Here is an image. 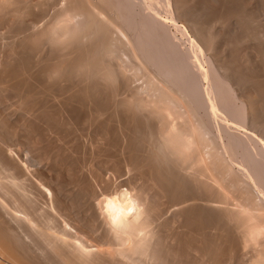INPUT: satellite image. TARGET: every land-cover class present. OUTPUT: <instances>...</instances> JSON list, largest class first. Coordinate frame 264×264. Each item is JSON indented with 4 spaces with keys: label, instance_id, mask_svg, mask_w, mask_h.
Returning <instances> with one entry per match:
<instances>
[{
    "label": "rangeland",
    "instance_id": "374dc122",
    "mask_svg": "<svg viewBox=\"0 0 264 264\" xmlns=\"http://www.w3.org/2000/svg\"><path fill=\"white\" fill-rule=\"evenodd\" d=\"M2 1V2H1ZM5 0H0V136H2V137H0L1 139H2V142L3 141H5V142H3V143H5L3 146L2 145H0V146H2V148H4V147H6V144H7V147L9 148L10 147V149H8L9 151H11L10 153H12V151L14 152V150H15V156L18 158V159H16V157L14 156V158L13 157H11V158H13L14 159V161H15V159H16V162H15V164L13 165L14 167H15V165H16V163H18L19 164V166H17L16 168H17V170L19 171H17V174L18 173H23V175L26 173L27 175H25L24 177H22L21 178V174H19V178L20 179H23V180H25V182L22 180H20L21 182H23V184L25 183V185H26V182L28 181V183H27V185L28 184H30V185H26L25 187L28 189V191H27V194L29 195H31L32 193H28V192H30L31 190H32V188H33V190H32V192H33V196H32V198L31 199H33V202H34V199H35V197L38 195V194H40L41 195V197H40V195H38V197L39 198H37L36 200H35V202L38 200L39 202H41L42 200H44V201H46L47 200V202H45V203H47V206L44 204V201H42L41 203H39V205H45V206H43L44 208L42 209H40V207H42V205L41 206H39V209H38V211L39 212H41V211H43V212H46L45 210H47V211H50V209L49 208H47L48 207V205L52 202V200H53V204H52V206H51V204H50V208H52L53 207V209L56 211V212H58L57 210H59V208L60 207H62V208H60V212H59V214L61 213V215H59L58 213V215L55 213V211L54 210H52L51 209V211L54 213L53 215H55V216H53L54 218L56 217V219H57V221H56V219H54L53 218V220L55 221H53V224L54 223H56L57 225L60 223V224H64V222L65 223H67L68 221H70V224H72L71 223V221L73 222V220H75L73 223H75V224H72V225H78L79 226V222H80V224L82 223L81 221H85V222H83L82 224H84V225H81V226H83V229H85V231H87V229H88V231L87 232H89L90 230H91V232H93V235H95V238L96 239H98V237H100L101 235H103V232L105 231L104 229H105V227L106 226H108L109 228L113 225V226H115V228H117V229H115V228H113L114 230H119V229H121L120 227H121V219L119 220V222H118V225H115V224H117V223H115V222H112L111 221V223H113V224H111V223H107V225H103V221L102 220H106L107 219V213L105 214V213H103L102 212V209H101V207H99L98 206V204H100V203H98V202H102L101 204H103V202H105L106 201V199L107 200H109V199H112L113 197H116L117 195H118V193L119 194H121V193H123V194H121V195H129V193L131 194V195H134V196H137L138 198H140L139 200H140V202L142 201V204H147L151 209H152V212H150V214L149 215H146L145 217H147L146 219V226H147V230L148 229H150V228H152V229H150V230H152L153 231V233L154 234H151L152 233V231H148V234H145L147 231H145L144 232V237H143V242H145V243H143L144 244V247H145V249L143 248V245L141 246L142 247V250H144V251H141L140 252V250L138 249V248H141L140 246L137 248V250L136 251H138V253H136V256H137V254H138V256L137 257H139L140 259H138V260H140L141 262H142V260H143V262L144 263H142V264H150V263H152V264H252V263H257V264H264V261H262V262H260L262 259L261 258H259L260 257V255H261V257H263L264 256V243H262V240L261 239H263L264 240V233L263 234H261V236L258 238H256V236L257 235H255V237H254V235H253V238H252V234H251V231H249L250 230V227L251 226H253V224H256V226L259 224V221H253V219H250L249 218V216L251 217V215L252 216H254V214L256 213V215L255 216H257V217H259L261 214H263V217H264V199H262V198H264V196L263 195H261V192H260V190L258 189V188H255V187H253L252 185V179H251V177H250V174L246 171V170H244L243 169V167L240 165L241 163H242V156H243V152H242V150H240V151H238V156H237V154H236V156H233L232 158H231V151H230V148H229V146H228V144H226V143H228V140H229V136H234L235 138H237V139H241L242 140V138H243V136L245 137V139H246V137H247V139L249 140V142H248V145H252L253 143L255 144V142L254 141H252L251 140V143H250V139L248 138V136H249V134H251V133H253V132H255L257 135H259V137L261 138V139H263L264 140V133H263V131H264V18H262V17H264V0H167V1H165V0H121L122 2H120V0H74V3H75V5H76V7L78 8H76L77 9V11L80 13V11H82V9L84 8V7H86L87 5H89L88 7L90 8V4L92 3L93 5H95L96 7H98V9L102 6V8L104 7L105 8V10L106 11H103V9H99V10H102V14H103V16H102V14L100 15V19H98L97 20V22L94 24V26L93 25H89L88 27H87V25H86V29H84L85 27H79L80 25H81V23H82V21L84 22L85 21V24H86V22H87V20H84V17H85V15L83 14L82 15V12H81V14H78V12H77V15L80 17L81 15V17L76 21V26L77 27H79L78 29H76L75 28V25H66V29L64 30V33H65V35H66V32H68V34L70 33V36H71V40H69V41H67V39H65L66 40V42H65V44L64 43H62V42H60V41H58V42H56L57 40L55 39V40H52L51 39V41L54 43V42H56V43H54V44H52V43H50L51 41L48 39V37L49 36H47L48 34V29H50L52 26L51 25H53L54 24V22L56 21V20H58L59 18L58 17H60V15H62L64 12H63V9H64V7H65V5H66V0H14V2L17 4V2H19L18 3V5H19V8L17 7V8H6L5 7V2H4ZM33 1V2H32ZM75 1H77V2H75ZM84 1V2H83ZM89 1V2H88ZM103 1V2H102ZM113 1V2H112ZM134 3H133V2ZM136 1H137V3H136ZM152 1H156L155 3H153ZM157 1H158V3H157ZM178 1H180V2H178ZM22 2V3H21ZM43 2V3H42ZM108 2H110L109 4H108ZM126 2H127V4L129 5V6H131L130 7V10L129 11H127L128 13H129V15L126 13V11H125V9H126V7H125V5H127L126 4ZM163 3V4H160V3ZM168 3V5H167V3ZM204 2V3H203ZM36 3H37V5H36ZM41 4V5H39V4ZM65 3V4H64ZM95 3V4H94ZM114 3H122L121 4V6H120V4L119 5H116V4H114ZM182 3V4H181ZM239 3V4H238ZM245 3V4H244ZM2 4L4 5V6H2ZM20 4H21V6H20ZM30 4V5H29ZM79 4V5H78ZM85 4H87L86 6H85ZM91 4V7H94L95 8V6H93ZM96 4H98V5H96ZM111 4V5H110ZM134 4V6H132ZM156 4V5H155ZM186 4V5H185ZM253 4V5H252ZM35 5V6H34ZM44 5V6H43ZM63 5V6H62ZM124 5V6H123ZM161 5V6H160ZM166 5V6H165ZM188 5V6H187ZM235 5V6H234ZM41 6V7H40ZM112 6V7H111ZM118 6V7H117ZM157 6H158V8H157ZM163 6V7H162ZM170 8H169V7ZM185 6V7H184ZM199 6V7H198ZM229 6V7H228ZM243 6V7H242ZM2 7V8H1ZM50 7V8H49ZM83 7V8H82ZM88 7H86V8H88ZM117 7V8H116ZM121 7V8H120ZM123 7V8H122ZM133 7H135V9L133 8ZM179 7V8H178ZM221 7V8H220ZM224 7H226V8H224ZM254 7V8H253ZM263 7V8H262ZM27 8V9H26ZM43 8H44V10H43ZM49 8V9H48ZM63 8V9H62ZM82 8V9H81ZM196 8V9H195ZM204 8V9H203ZM235 8H237V9H235ZM245 8V9H244ZM261 8V9H260ZM2 9V10H1ZM4 9V10H3ZM24 9H25V11H24ZM32 9V10H31ZM52 9V10H51ZM56 9V10H55ZM153 9V10H152ZM176 9H178V10H176ZM232 9H233V11H232ZM239 9V10H238ZM254 9V10H253ZM10 10V11H9ZM41 10H43V11H41ZM61 10V11H60ZM116 10V11H115ZM119 10V12H121L120 14H119V12H117ZM125 12V13H123V11ZM126 10H128V8L126 9ZM157 10V12H155V11ZM166 10V11H165ZM168 10V11H167ZM170 10V11H169ZM186 10V11H185ZM219 10V11H218ZM242 10V11H241ZM246 12H245V11ZM5 11V12H4ZM22 11V12H21ZM56 11H58V13L56 12ZM130 11H131V13H130ZM134 11V12H133ZM141 11V12H140ZM146 11V12H145ZM188 11V12H187ZM217 11V12H216ZM231 11V12H230ZM240 11H241V13H240ZM4 12V13H3ZM8 12V13H7ZM61 12H63V13H61ZM105 12V13H104ZM148 12H150V14H152V15H150V17L149 16H147L149 13ZM171 14H170V13ZM173 12V13H172ZM228 12V13H227ZM243 12V13H242ZM259 12V13H258ZM2 13L4 14V16L2 15ZM7 13V14H6ZM15 13V14H14ZM35 13V14H34ZM57 13V14H56ZM107 13H108V15H107ZM136 13H138L139 14V16H138V14H136ZM167 13H169V14H167ZM189 13V14H188ZM214 13V14H213ZM7 16H6V15ZM22 14V15H21ZM122 14V15H121ZM126 14V15H125ZM172 14H173V16H172ZM219 14V15H218ZM226 14H227V16H226ZM243 14H244V16H243ZM261 14V15H260ZM2 15V16H1ZM154 15V16H153ZM175 15V16H174ZM240 15H242V16H240ZM247 15V16H246ZM254 15V16H253ZM13 16V17H12ZM21 16V17H20ZM32 16V17H31ZM57 16V17H56ZM84 16V17H83ZM108 16V17H107ZM118 18H117V17ZM120 16V17H119ZM126 16H127V19H126ZM156 16V17H155ZM170 16H171V19H170ZM187 16V17H186ZM221 16V17H220ZM17 17V18H16ZM48 18V19H46V18ZM106 17V18H105ZM123 17V18H122ZM128 17H131V18H134L133 20H135L134 21V23H135V26L133 27L132 25H129V24H127V20H129L128 19ZM138 17V18H137ZM154 17H155V20L156 21H154L156 24L155 25H157L156 27L158 28V26L160 27V29L162 30H164V32H166V34H167V36L169 37L168 38V40L171 38V44H172V42H173V44L174 45H176L174 48L178 51V53L180 52V49H181V51L182 52H180V54L182 55V53L184 52V51H186V52H184L183 54H187L188 55V57H190V58H192V57H194V56H197L196 58L194 57L193 58V62L195 61V60H198L197 62L195 61V63H197L196 65H198V67L196 66V65H193V69H195V68H197V69H195V71L192 69V67L189 69V73L190 72H195L194 74H198L199 72L201 73V75L199 76V74H198V76L199 77H201L202 76V73H204V72H209L210 71V74H212L211 76L212 77H219L220 76V81H222V85H224L223 86V88L224 87H226V88H224V91H228L227 92V94L229 95V96H231V98L233 99L232 100V102H234V101H237V102H234V103H232L233 104V106L234 105H236V107H233L235 110H237L242 116H241V118L242 119H240V117H235L232 121H231V117L232 116H230V113L229 114H227V113H225L226 111H224L225 109H223L222 110V112H224L223 114L222 113H219L218 114V112H220V110L218 111L217 109H215V107H213V104H212V106L210 107L209 105H207L206 107H207V109H206V111L207 112H204L205 111V108H201L200 107V109H199V107H197L196 105H193L194 106V108L193 107H191V104H189L188 103V101H189V98L188 99H184V98H187L186 96V93H182V92H180L179 91V89H177L176 90V87L177 86H175V85H173V84H171L170 82H169V80H167L166 79V75L164 76V73L160 70V72H162V73H160L159 74V71H158V69L157 68H154L155 67V65H153V62L152 61H150V59L149 60H147L148 59V57H147V52H145V51H141V50H143L141 47H140V45H138L139 44V41H138V39H135V38H137L136 37V35H138V31L139 30H137L138 29V27L137 26H139V23L141 24L146 18L150 21V19L151 20H154ZM192 17V18H191ZM249 17V18H248ZM20 18V19H19ZM23 18V19H22ZM51 18V19H50ZM83 18V19H82ZM103 18H105L106 19V21H105V19H104V21H103ZM116 18H117V20H116ZM174 18H175V20L177 21L178 20V22H176L177 24L176 25H174L175 24V21L173 22V20H174ZM222 18V19H221ZM237 18H238V20H237ZM246 18V19H245ZM44 19V20H43ZM86 19V18H85ZM101 19H102V22H101ZM114 19V20H113ZM122 21H121V20ZM141 19V20H140ZM143 19V20H142ZM173 19V20H172ZM227 19V20H226ZM237 21H236V20ZM252 19V20H251ZM1 20H2V22H1ZM26 20V21H25ZM108 20H109V22H108ZM116 21V23L115 22H113V21ZM124 20V21H123ZM125 20H126V22H125ZM229 20V21H228ZM253 20H254V22H253ZM24 21V22H23ZM39 21H40V23H39ZM53 23H52V22ZM80 21H81V23H80ZM194 23H193V22ZM211 21L212 22H214V23H211ZM258 21H259V23H258ZM37 22V23H36ZM52 24H51V23ZM100 22V23H99ZM104 22V23H103ZM120 24H119V23ZM188 22V23H187ZM29 23V24H28ZM39 23V24H38ZM51 24V25H48V24ZM211 23V24H210ZM223 23H225V24H223ZM248 23H249V25H248ZM253 23V24H252ZM5 24H6V26H5ZM13 24V25H12ZM21 24H23V25H21ZM32 24V25H31ZM45 24V25H44ZM47 24V25H46ZM84 24V25H85ZM99 24V25H98ZM106 24V25H105ZM111 24H112V26H111ZM118 24V25H117ZM125 24V25H124ZM129 26V27H133L132 29L131 28H129V31H127L128 29L126 28L127 27V25ZM136 24H137V26H136ZM189 24V25H188ZM193 24V25H192ZM217 24V25H216ZM219 24V25H218ZM230 24V25H229ZM246 24V25H245ZM263 24V25H262ZM25 25V26H24ZM102 25V26H101ZM108 25V26H107ZM113 25H115V27L113 26ZM179 26V25H181V28H178V27H176V26ZM225 25V26H224ZM229 26V28H228V26ZM239 25V26H238ZM252 25H253V28L254 29H252ZM260 25V26H259ZM19 26V27H18ZM27 26H29V27H27ZM35 26V29L34 28H32V27H34ZM38 26V27H37ZM41 26V27H40ZM46 26V27H45ZM104 26H106L105 27V29H104ZM110 26V27H109ZM120 26H123L122 28L120 27ZM224 26V27H223ZM227 26V27H226ZM231 26V27H230ZM238 26V27H237ZM17 27V28H16ZM67 27H68V29H67ZM94 27V28H93ZM99 28L98 30L99 31H97V30H95V28ZM101 27V28H100ZM109 29H108V28ZM112 27V33L113 34H111V30H110V28ZM137 27V28H136ZM162 27V28H161ZM185 27V28H184ZM193 27V28H192ZM200 27V28H199ZM222 27V28H221ZM226 27V28H225ZM243 27V28H242ZM261 27V28H260ZM15 28V29H14ZM19 28V29H18ZM27 28V29H26ZM76 30H75V29ZM81 28H83V29H81ZM90 28V29H89ZM91 28H93V29H91ZM107 28V29H106ZM178 28V29H177ZM215 28H216V30H215ZM240 28V29H239ZM245 28V29H244ZM258 28V29H257ZM6 29V30H5ZM11 29V30H10ZM13 29V30H12ZM22 29V30H21ZM32 29H34L33 30V32H32ZM73 29L75 30V31H77V30H79L80 31V29H81V31H80V33H79V31H77L78 32V35H79V37H78V35H77V33L74 31V35L72 34V32H69V31H73ZM114 29H116V31L114 30ZM118 29H120V30H118ZM124 29V30H123ZM127 29V30H126ZM159 29V30H160ZM181 29V30H180ZM185 29H187V31L185 32V31H183V30H185ZM195 29H196V32H195ZM205 29V30H204ZM221 29V30H220ZM243 29V30H242ZM250 29V30H249ZM29 30V31H28ZM37 31L36 33L34 32V31ZM67 30H69V31H67ZM83 30H85V31H83ZM87 30V31H86ZM93 30V31H92ZM95 30V31H94ZM102 30H106L105 32V34L103 33V31ZM109 30H110V33H109ZM166 30V31H165ZM223 30V31H222ZM253 30V31H252ZM259 30V31H258ZM10 31V32H9ZM15 31V32H14ZM19 31V33H17ZM22 31V32H21ZM44 31H47L45 34H44ZM50 31V30H49ZM89 31V32H88ZM97 31V32H96ZM100 31L102 32V33H100ZM108 31V32H107ZM124 31V32H123ZM213 33H212V32ZM6 32H7V34H6ZM12 32V33H11ZM21 32V33H20ZM38 32H43V34L41 33V35L40 34H38ZM81 32H83L84 33V35L81 33ZM86 32H88L87 34H86ZM94 32V33H93ZM126 32H127V34H126ZM168 32V33H167ZM206 32V33H205ZM239 32H240V34H239ZM253 32V33H252ZM256 34H255V33ZM24 33H27L26 35L24 34ZM28 33H30V34H28ZM92 34V35H89V34ZM98 33V34H97ZM108 33H109V37H108ZM135 33V34H134ZM201 33V34H200ZM208 33V34H207ZM210 33V34H209ZM216 33H218V34H216ZM224 33V34H223ZM249 33V34H248ZM250 33H251V35H250ZM4 34V35H3ZM11 34V35H10ZM47 34V35H46ZM74 36V37H72V35ZM101 34V35H100ZM117 34V35H116ZM123 34V35H122ZM165 34V35H166ZM169 34H171V35H169ZM197 34V35H196ZM203 34V35H202ZM223 34V35H222ZM253 34V35H252ZM15 37H14V36ZM18 35H19V37H18ZM38 35H39V37H38ZM81 35V36H80ZM83 35V36H82ZM97 36V38H96V36ZM202 35V36H201ZM209 35V37H207ZM210 35H211V37H210ZM220 37H219V36ZM229 35V36H228ZM234 37H233V36ZM242 35L244 36V37H242ZM20 36H21V38H20ZM22 36H24V38L22 37ZM34 36V37H33ZM67 36V37H66ZM66 36H63V37H60V39L62 38V40H63V38H68V35H66ZM77 36V37H76ZM104 36V37H103ZM126 36V37H125ZM135 36V37H134ZM166 36V37H167ZM174 36V37H173ZM190 36V37H189ZM224 36H226V37H224ZM239 36H240V38H239ZM250 36V37H249ZM14 37V38H13ZM29 37V38H28ZM94 37V38H93ZM105 37L107 38L106 39V41H107V43H106V41L104 40L105 39ZM113 37H116V38H113ZM125 37V38H124ZM203 37V38H202ZM206 37V38H205ZM223 37V38H222ZM230 37H232V39L230 38ZM263 37V38H262ZM2 38V39H1ZM31 38V39H30ZM38 39L39 38V40L37 41L36 39ZM50 38V37H49ZM73 38V39H72ZM74 38L76 39H78V41H76V40H74ZM80 38V39H79ZM87 40H86V39ZM93 38V40L96 42V43H94V41L92 42V39ZM100 38L102 39V43L104 42V43H106V44H108V46L105 44L104 45V43H103V45H101L102 43H99L101 40H100ZM110 38V39H109ZM119 38V39H118ZM123 38V39H122ZM172 38H174V39H172ZM175 38H177L176 40H175ZM208 38V39H207ZM228 38H230V39H228ZM9 39V40H8ZM12 39V40H11ZM15 39H16V41H15ZM25 39V40H24ZM35 39V40H34ZM46 39H47V41L49 42H47V44L46 43H44V42H46ZM88 39H89V41H88ZM194 39V40H193ZM214 41H213V40ZM221 41H220V40ZM224 39H225V41H224ZM253 39V40H252ZM260 39V40H259ZM18 40L20 41V42H18ZM31 40H34V41H31ZM44 40V41H43ZM59 40V39H58ZM75 41V44L76 45H73L74 44V41ZM82 40V41H81ZM88 42V43H86V41ZM100 40V41H99ZM110 40V42H108ZM119 40V41H118ZM123 40V41H122ZM125 40V41H124ZM131 40V41H130ZM138 41V44L136 43V42H134V41ZM208 42H207V41ZM216 40H218V41H216ZM251 40V41H250ZM24 41V42H23ZM27 41H28V43H27ZM36 41V42H35ZM41 41V42H40ZM70 41H72L73 43H71ZM85 41V43L83 44V42ZM99 41V42H98ZM220 41V42H219ZM257 41H258V43H257ZM60 42V43H59ZM64 42V41H63ZM67 42H69V45H68V43ZM76 42H78L79 44L77 45V43ZM90 42H92L91 44H90ZM112 42V43H111ZM118 43V45H117V43ZM131 42H133V43H131ZM169 42H170V40H169ZM195 42V43H197V45L198 46H200V47H195V44H194V47H193V43ZM206 42V43H205ZM240 42V43H239ZM39 43H41L40 45H39ZM43 43V44H42ZM57 43H58V46H57ZM62 43V44H61ZM67 43V44H66ZM82 43V44H81ZM97 43H99L98 45H97ZM110 43H111V45L113 44L114 46V48H115V46H116V48L117 49H119V50H117V49H114L113 47H111L110 46V48H108L109 47V45H110ZM116 43V44H115ZM121 43L123 44V48H122V45H121ZM131 43V44H130ZM136 43V44H135ZM190 43H192V44H190ZM213 43V44H212ZM215 43V44H214ZM231 43V44H230ZM236 43V44H235ZM261 43V44H260ZM5 44H6V46H5ZM85 44H86V46H85ZM126 44H128V46L126 45ZM179 44V45H178ZM207 44V45H206ZM212 44V45H211ZM263 44V45H262ZM31 45V46H30ZM54 45V46H53ZM66 45H68L69 47H71V46H73V47H71L70 49H69V47L68 46H66ZM83 45V46H82ZM121 45V46H120ZM135 45V46H134ZM136 45H138L139 47H140V50H139V48H135V47H138V46H136ZM227 45H229V46H227ZM261 45V46H260ZM16 46V47H15ZM38 46H40V47H38ZM66 46V47H65ZM74 46H78L77 48H75ZM80 46V47H79ZM90 46V47H89ZM95 46V47H94ZM100 48H99V47ZM101 46H103V47H101ZM105 46H107V47H105ZM130 46V47H129ZM134 46V47H133ZM179 47V49H177L178 47ZM235 46V47H234ZM263 46V47H262ZM19 47H20V49H19ZM32 49H31V48ZM38 47V48H37ZM61 47V48H60ZM98 47V48H97ZM105 47V48H104ZM120 47V48H119ZM189 47L191 48L190 50H189ZM193 47V48H192ZM214 47V48H213ZM42 48V49H41ZM93 48V49H92ZM101 48H102V50L103 51H101ZM107 48V49H106ZM131 48V50H129L128 51V49H130ZM182 48L184 49V50H182ZM195 48V49H194ZM196 48H201L200 50L203 52V53H200V50L199 49H196ZM208 48V49H207ZM212 48L214 49V50H212ZM232 48V49H231ZM260 49V51H259V49ZM5 49V50H4ZM7 49V50H6ZM9 49V50H8ZM41 49V50H40ZM55 49V50H54ZM83 49V50H82ZM100 49V50H99ZM113 49V50H112ZM125 51H123V50ZM127 49V50H126ZM236 49V50H235ZM25 50H26V52H25ZM33 50V51H32ZM35 50H36V52H35ZM38 50H40L39 52H38ZM50 50H52L53 52H51L50 53ZM63 50V51H62ZM66 52H65V51ZM79 50H81V51H79ZM92 50V51H91ZM97 50V51H96ZM104 50H105V52L107 53H105L104 52ZM120 50H122V52L120 51ZM135 50V51H134ZM191 50H192V52H191ZM196 50H199V52L198 51H196ZM229 50V51H228ZM232 50V51H231ZM263 50V51H262ZM55 51V52H54ZM96 51V52H95ZM108 51V52H107ZM113 51V52H112ZM115 51V52H114ZM128 51V52H127ZM138 51V52H137ZM188 51H190L189 52V54H188ZM215 51V52H214ZM5 52V53H4ZM21 52V53H20ZM76 52V53H75ZM86 52V53H85ZM109 52H111V54H109ZM127 52V53H126ZM130 52H132V54L130 53ZM133 52H134V54H133ZM137 52V53H136ZM140 52H142V53H140ZM144 52H145V55H144ZM199 54H197V53ZM212 52V53H211ZM32 53V54H31ZM41 53L42 54H44V55H41ZM49 53V54H48ZM66 53H68V54H70V55H66ZM98 53V54H97ZM100 53H103V54H101L100 55ZM190 53L193 55V56H191L190 55ZM194 53H196V55L194 54ZM31 54V55H30ZM40 54V55H39ZM52 54V55H51ZM55 54H56V56H55ZM75 54H77V55H75ZM117 55L118 54V56L117 57H115L114 58V56L113 55ZM119 54L121 55V56H119ZM124 54V55H123ZM127 54V55H126ZM130 54H131V56L133 57V60H132V57L130 56ZM138 54L140 55L139 57H140V59H139V57H138ZM262 54V55H261ZM52 57H51V56ZM54 55V56H53ZM57 55H58V57H57ZM60 55H64V56H60ZM99 57H98V56ZM102 55H106L105 57H103ZM110 55V56H109ZM142 55V56H141ZM144 55V56H143ZM187 55H183V57H187ZM190 55V56H189ZM246 55V56H245ZM7 58H6V57ZM40 56V57H39ZM51 57L52 58V61H51V58H49V57ZM85 56V57H84ZM100 56H102V57H100ZM123 56V57H122ZM129 56V57H128ZM136 56V57H135ZM146 56V58H144ZM198 56H199V59H197L198 58ZM204 56V57H203ZM222 58H221V57ZM2 57V58H1ZM20 57V58H19ZM23 57V58H22ZM37 57V58H36ZM48 57V58H47ZM54 57V58H53ZM63 57V58H62ZM68 57V58H67ZM73 57H75V58H73ZM79 57V58H78ZM81 57V58H80ZM83 57V58H82ZM106 57H107V59L108 60H110V61H108L107 59H106ZM112 57L114 58V59H112ZM119 57L121 58V59H119ZM203 57V58H202ZM232 57V58H231ZM11 58V59H10ZM25 58V59H24ZM38 58H40V60L38 59ZM42 58V59H41ZM57 58V59H56ZM61 58V59H60ZM78 58V59H77ZM128 58V59H127ZM135 58L137 59V60H135ZM142 58V59H141ZM211 59L210 60V63H208V61H207V59ZM227 58V59H226ZM239 58V59H238ZM263 58V59H262ZM21 59V60H20ZM24 59V60H23ZM38 61H37V60ZM75 59V60H74ZM80 59V60H79ZM98 59V60H97ZM105 59V60H104ZM119 59V60H118ZM145 59V60H144ZM214 59V60H213ZM229 59V60H228ZM17 60V61H16ZM61 61V62H58V61ZM64 60H66L65 62H64ZM69 60V61H68ZM79 60V61H78ZM83 60V61H82ZM116 60V61H115ZM121 60V61H120ZM134 60L136 61V62H134ZM139 60H140V62H141V64H143V65H141L140 64V62H139ZM258 60V61H257ZM260 60V61H259ZM263 60V61H262ZM26 61V62H25ZM37 61V62H36ZM47 61H48V63H47ZM50 61H51V64H50ZM54 61V62H53ZM56 61V62H55ZM70 63H68V62ZM88 61V62H87ZM92 61V62H91ZM99 61V62H98ZM102 61H104L103 63H102ZM130 61V62H129ZM132 61V62H131ZM144 61H146V62H144ZM204 61V62H203ZM225 61V62H224ZM229 61V62H228ZM21 62V63H20ZM41 62H42V65H41ZM44 62V63H43ZM63 62V63H62ZM73 62V63H72ZM76 62V63H75ZM78 62V63H77ZM80 62V63H79ZM89 62H90V64H89ZM96 62V63H98V64H96L95 63V66H94V63ZM111 62V63H110ZM120 62H121V64H120ZM149 62H151V63H149ZM213 62V63H212ZM235 62V63H234ZM261 62V63H260ZM56 63V65L54 66V64ZM59 63V64H58ZM64 64L65 65V68L63 67V65H61V64ZM85 65H84V64ZM108 63V64H107ZM139 65H138V64ZM146 63V64H145ZM229 63H230V66H228L229 65ZM6 64V65H5ZM30 64V65H29ZM37 64V65H36ZM46 64V65H45ZM49 64V65H48ZM80 64V65H79ZM91 64H92V66H91ZM103 65V67L102 66H100V65ZM117 64H118V66L120 67H118L117 66ZM148 64H150L149 66H148ZM209 64V65H208ZM212 64V65H211ZM19 65V66H18ZM21 65V66H20ZM44 65V66H43ZM53 65V66H52ZM58 65V66H57ZM74 67H73V66ZM86 65H88V66H86ZM105 65V66H104ZM138 65V66H137ZM215 67H214V66ZM10 66H11V68H10ZM49 66V67H48ZM69 66V67H68ZM107 66L109 67L110 66V68H107ZM139 66H141V69H140V67ZM144 67V71L142 70L143 69V67ZM147 66V67H146ZM153 66V67H152ZM194 66H195V68H194ZM212 66V67H211ZM225 66V67H224ZM254 66V67H253ZM1 67H3L4 68V70H3V68H1ZM5 67H7V68H5ZM23 67V68H22ZM39 67V68H38ZM53 67H55V69H57V67H59V69L61 68V69H64V74L62 73V76H57V77H54L53 75H52V71H53ZM94 67V68H93ZM100 67H102V68H100ZM116 67V70L114 69ZM118 67V68H117ZM219 67V68H218ZM222 67V68H221ZM19 68V69H18ZM31 68V69H30ZM35 70H34V69ZM47 68V69H46ZM66 68H68L69 69V72H68V69H66ZM71 68H73V69H71ZM87 68H89V69H86ZM91 68V69H90ZM103 68H104V71H103ZM122 68H125V69H122ZM132 68L135 70V68H136V71L134 72V70H132ZM150 68V69H149ZM201 68V69H200ZM216 69V71L215 70H212V69ZM232 68V69H231ZM17 69V70H16ZM51 69V70H50ZM75 69V70H74ZM80 69V71H82L81 73H80V71H78ZM95 69V71H93V72H95V73H93L92 72V70H94ZM97 69V70H96ZM106 69H108V71L106 70ZM112 69H113V71H112ZM119 69H121V70H119ZM128 69V70H127ZM139 69H140V71H139ZM202 70V71H200V70ZM236 69V70H235ZM6 70V71H5ZM12 70V71H11ZM21 70V71H20ZM32 70V71H31ZM67 70V71H66ZM73 70V71H72ZM84 70V71H83ZM86 70V71H85ZM89 70H91V71H89ZM112 72H114V73H112ZM122 70H123V72H122ZM133 72H132V71ZM151 70L154 72V74H153V72H151ZM157 70V71H156ZM199 70V71H198ZM8 71V72H7ZM14 71H16V72H14ZM18 71V72H17ZM31 71V72H30ZM41 71V72H40ZM43 71H44V73H43ZM46 71H48V72H46ZM67 73H66V72ZM72 71V72H71ZM76 71V72H75ZM116 71V72H115ZM119 71H121L122 73H120ZM129 71H131V72H129ZM204 71V72H203ZM212 71H213V73H214V75H213V73H212ZM37 72V73H36ZM75 72V73H74ZM87 72V73H86ZM88 72H90V73H88ZM98 72V73H97ZM106 72H109V73H106ZM145 72V73H144ZM223 72H225V73H223ZM3 75H2V74ZM16 75H15V74ZM24 73V74H23ZM47 73H49V74H47ZM65 73H66V75H65ZM71 75H70V74ZM74 75H73V74ZM92 73V74H91ZM99 73H100V75H99ZM102 73V74H101ZM104 73V74H103ZM124 73V74H123ZM127 73V74H126ZM136 75L137 73V77L134 75V74ZM141 73V74H140ZM220 73V74H219ZM27 74V75H26ZM34 74V75H33ZM36 74V75H35ZM40 74V75H39ZM41 74H42V76H41ZM79 74H80V76H79ZM107 74H112V77L111 76H109V75H107ZM130 76H129V75ZM142 75L144 78H146V79H144L142 76H140V75ZM153 74V75H152ZM158 74V75H157ZM191 75H193L192 73H190ZM228 74V75H227ZM238 74V75H237ZM252 74V75H251ZM6 75V76H5ZM13 75V76H12ZM23 75V76H22ZM52 76V77H50L51 79H48V77L49 76ZM97 75H98V77H97ZM116 76V78H114L115 76ZM122 77H120V76ZM161 75V76H160ZM162 75H163V78H162ZM217 75V76H216ZM240 75V76H239ZM33 76V77H32ZM46 76V77H45ZM91 76V77H90ZM94 76V77H93ZM97 78H96V77ZM125 76V77H124ZM133 76V77H132ZM135 76V77H134ZM138 76H139V78H138ZM146 76V77H145ZM151 76V77H150ZM153 76V77H152ZM157 76V77H156ZM194 76V75H193ZM223 78H222V77ZM5 77V78H4ZM10 77V78H9ZM68 79H67V78ZM74 77V78H73ZM88 77V78H87ZM100 77V78H99ZM110 78V81L112 80V82H109V78ZM195 77H197V76H195ZM2 78H3V80H2ZM7 78V79H6ZM25 78V79H24ZM30 78H31V80H30ZM80 80H78V79ZM82 78V79H81ZM90 78H93V79H91L90 80ZM95 78H96V80H95ZM106 78V79H105ZM150 78H153L154 80H152L154 83L153 84H151L152 83V81H151V83L149 82L150 81ZM161 80H160V79ZM202 78V77H201ZM210 77H208V79L207 78H205V80L203 79L202 80V82H204V83H202L201 82V84L200 85H202L201 87H202V92L204 91V93H206V91L207 92H209V91H211V90H215L213 87H214V85H215V83H214V85L213 84H211V83H213V82H215L214 81V79H212V78H210V79H212L211 81H210V79H209ZM242 78H244V79H242ZM252 78V79H251ZM259 78V79H258ZM262 78V79H261ZM15 79V80H14ZM35 79V80H34ZM86 79V80H85ZM103 79V80H102ZM114 79H115V81L116 82H114ZM125 79V80H124ZM138 79V80H137ZM221 79H223V80H221ZM226 79H228V80H226ZM7 80H9V81H7ZM14 80V81H13ZM17 80V81H16ZM21 80V81H20ZM38 80V81H37ZM47 80V81H46ZM49 80V81H48ZM50 80H52V81H50ZM84 80V81H83ZM88 80V81H87ZM89 80H90V83H89ZM105 80H107V81H105ZM117 80H119L118 82H117ZM134 80V81H133ZM147 82L148 80V82L146 83L145 81ZM167 80V81H166ZM238 80V81H237ZM260 80V81H259ZM13 81V82H12ZM56 81V82H55ZM57 81H58V84H57ZM65 81V82H64ZM73 83H75V84H73ZM93 81V82H92ZM102 81V82H101ZM166 81V82H165ZM42 82V83H41ZM46 82V83H45ZM52 82V83H51ZM85 82H87L86 83V86L85 85H82V84H85ZM95 82V83H94ZM98 82H99V84H98ZM109 82V83H108ZM165 82V83H164ZM224 82H225V84H224ZM228 82V83H227ZM258 82V83H257ZM4 83H7L6 85L4 84ZM18 83V84H17ZM36 85H34V84ZM67 83V84H66ZM77 83H79L78 85H77ZM112 83V84H111ZM129 83V84H128ZM131 83V84H130ZM134 83V84H133ZM147 85H146V84ZM157 83H158V85H157ZM227 83V84H226ZM230 83V84H229ZM232 83V84H231ZM9 84V85H8ZM25 84V85H24ZM31 84H32V86H31ZM42 84H43V86H42ZM62 84V85H61ZM101 84V85H100ZM105 84V85H104ZM107 84V85H106ZM109 84V85H108ZM117 84V85H116ZM149 84V85H148ZM157 86H156V85ZM168 84H169V86H168ZM256 84V85H255ZM17 85V86H16ZM53 85H54V87H53ZM58 85H60V86H58ZM68 85V86H67ZM80 85V87H77V86H79ZM82 85V86H81ZM88 85V86H87ZM92 85V86H91ZM96 85V86H95ZM98 85H100V86H98ZM103 85V86H102ZM112 85V86H111ZM114 85V86H113ZM125 85H126V87H125ZM131 85V86H130ZM160 85V86H159ZM213 85V86H212ZM8 86H10V87H8ZM14 86V87H13ZM51 86V87H50ZM117 86V88H115ZM123 86V87H122ZM147 86V87H146ZM150 86H151V88H153V93H154V96H153V93H151V90H149V89H151L150 88ZM153 86H155V87H153ZM170 86H171V90L169 89L170 88ZM174 86V87H173ZM229 86H231V87H229ZM237 86V87H236ZM38 87V88H37ZM45 89H44V88ZM60 87V88H59ZM71 88V90L69 89V88ZM75 87V88H74ZM82 87V88H81ZM88 87V88H87ZM92 87V88H91ZM96 87V89H94ZM106 89H105V88ZM108 87V88H107ZM129 87H131V88H129ZM161 89H160V88ZM174 89H173V88ZM204 87V88H203ZM207 87V88H206ZM208 87L209 88H211V90H209L208 91ZM227 87H229V88H227ZM245 87V88H244ZM36 88V89H35ZM62 88H63V90H62ZM90 88V89H89ZM100 88V89H99ZM113 88H115V89H113ZM157 88H159V90L157 89ZM178 88V87H177ZM243 88V89H242ZM4 89V90H3ZM6 89V90H5ZM49 89V90H48ZM60 89V90H59ZM87 89V90H86ZM109 89H111V90H109ZM120 89V90H119ZM122 89V90H121ZM146 89V90H145ZM154 89H156L157 90V92H156V90H154ZM162 89H166L165 91H166V93H169L170 92V95H173V96H175L176 97V100H180V102L178 103V108H176V112H180L181 111V113L180 114H178L177 115V113H172L173 115L175 114L176 115V117L178 118H175V116H173L172 114H168L169 115V117L166 115L165 117H164V115L165 114H167L168 113V111H169V113H171V110L172 109H168V108H172L173 107V100L172 99H174L175 97H172V99H170L169 97V94H165V92L162 90ZM169 89V92H167V90ZM201 89V88H200ZM207 89V90H206ZM226 89V90H225ZM232 89V90H231ZM258 89V90H257ZM10 90V91H9ZM17 90V91H16ZM38 90H39V93H38ZM73 90H74V92H73ZM81 90V91H80ZM83 90V91H82ZM91 90H92V92H91ZM94 90H95V92H94ZM107 90H108V92H107ZM118 90V91H117ZM148 90H149V92H148ZM217 90V89H216ZM248 90V91H247ZM263 90V91H262ZM2 91V92H1ZM7 93H6V92ZM49 91H51V92H49ZM53 91V92H52ZM72 91V92H71ZM100 91V92H99ZM102 91V92H101ZM136 91V92H135ZM143 91V92H142ZM155 91V92H154ZM160 91H162V93L164 94V96L166 95H168V101H166V99H167V97L166 98H164V96H163V99H161L162 101H160L159 99L161 98V95L159 94L160 93ZM173 91V92H172ZM181 91H183V90H181ZM23 92V93H22ZM62 92V93H61ZM76 92V93H75ZM90 92V93H89ZM119 92V93H118ZM126 92V93H125ZM179 94H178V93ZM212 92V91H211ZM211 92H209L208 94H210V99H209V102H210V100H211V98L212 97H214V96H212V94H211ZM214 92H216L215 94H217V91H214ZM214 92H212L213 93V95H214ZM235 92V93H234ZM243 92V93H242ZM21 93V94H20ZM26 93V94H25ZM100 93V94H99ZM105 93V94H104ZM121 93H123V94H121ZM129 93V94H128ZM138 93V94H137ZM141 93V94H140ZM143 93V94H142ZM145 93V94H144ZM150 94V95H148V94ZM159 95H158V94ZM259 93H260V95H259ZM9 94V95H8ZM20 94V95H19ZM31 94H34V95H32L31 96ZM42 94V95H41ZM56 94V95H55ZM63 94V95H62ZM69 94V95H68ZM71 94V95H70ZM99 94V95H98ZM103 94V95H102ZM132 94V95H131ZM219 94V93H218ZM216 95L217 97H214L213 99H212V101L213 100H215V101H213L212 103H214V106H219L220 108H221V106L219 105L220 103H219V101H218V96L219 95ZM236 94V95H235ZM258 94V95H257ZM262 94V95H261ZM21 95H22V97H21ZM39 96V97H37V96ZM44 95V96H43ZM126 95H130L129 96V99H128V96H126ZM144 95V96H143ZM158 97H157V96ZM182 95V96H181ZM241 95V96H240ZM4 96V97H3ZM8 96V98L6 99V97ZM13 96V97H12ZM51 96V97H50ZM54 96L56 97V99L57 100H55V98H54ZM74 96V97H73ZM113 96H114V98H113ZM117 96V97H116ZM124 96V97H123ZM137 97L136 99H135V97ZM146 96H148V97H146ZM233 96V97H232ZM248 96V100L246 99V97ZM58 97V98H57ZM96 97V98H95ZM118 99H116V98ZM130 97H132V99H130ZM151 97H153L154 99H151ZM207 97H208V95H207ZM262 97V98H261ZM19 98V99H18ZM24 98H26V99H24ZM29 98V99H28ZM69 98V99H68ZM93 98H95V100L93 99ZM128 99V100H130L129 102H128V100H126V99ZM143 98V99H142ZM159 98V99H158ZM88 99V100H87ZM99 99V100H98ZM121 99H123V100H121ZM125 99V100H124ZM150 101H149V100ZM157 101H156V100ZM241 99H243V100H241ZM247 100V102H246V100ZM254 99V100H253ZM48 100H50L51 102H49ZM104 100V101H103ZM132 100V101H131ZM135 100V101H134ZM146 100V101H145ZM154 100V101H153ZM217 100V101H216ZM260 100V101H259ZM11 101V102H10ZM25 101V102H24ZM43 101V102H42ZM47 101H48V103H47ZM56 101V102H55ZM78 101H80L79 103H78ZM83 101V102H82ZM87 101V102H86ZM91 101V102H90ZM109 101V102H108ZM112 101H115L114 103L112 102ZM121 101H122V103H121ZM127 101V102H126ZM167 103H166V102ZM170 101H172L173 103H171ZM188 103H186V102ZM249 101V102H248ZM15 102V103H14ZM90 102V103H89ZM133 102V103H132ZM136 102H138V103H136ZM147 102V103H146ZM151 102V103H150ZM156 102V103H155ZM162 102V103H161ZM168 102H170V105H172V107L168 104ZM208 102V101H207ZM218 102V103H217ZM35 103V104H34ZM52 105H51V104ZM82 105H81V104ZM86 103V104H85ZM100 103V104H99ZM126 103L127 104V107L126 106H124V104ZM131 105H130V104ZM135 103H136V105L138 106H136L135 107ZM139 103H141V109H143V110H141V109H138V108H140L139 107ZM162 104V106H160L161 104ZM165 103V104H164ZM190 103H191V101H190ZM215 103H216V105H215ZM242 103V104H241ZM244 103V104H243ZM7 104H8V106H7ZM21 104V105H20ZM65 104V105H64ZM73 104V105H72ZM91 104V105H90ZM94 104V105H93ZM125 104V105H126ZM149 104H152V105H149ZM157 104V105H156ZM168 104V105H167ZM207 104H209V103H207ZM210 104H211V102H210ZM249 104V105H248ZM259 104V105H258ZM11 105V106H10ZM22 105H24V106H22ZM29 105V106H28ZM32 105H34V106H32ZM51 105V106H50ZM98 107H97V106ZM105 105H107L106 107H104ZM128 105H129V107H128ZM145 105V106H144ZM153 105H155V107H152ZM166 105V106H165ZM180 105H182V106H180ZM190 105V106H189ZM15 106H16V108H15ZM18 106H19V108H18ZM21 106H22V109H21ZM37 106V107H36ZM65 106H66V108H65ZM78 106V107H77ZM84 106V107H83ZM90 106V107H89ZM117 106H118V108H117ZM120 106V107H119ZM131 106V107H130ZM169 106V107H168ZM208 106L211 108H208ZM240 106H242L241 108H240ZM54 107V108H53ZM56 107V108H55ZM60 107V108H59ZM73 107V108H72ZM82 107H83V109H82ZM87 107H88V109H87ZM100 107V108H99ZM110 107V108H109ZM133 107H134V109H133ZM149 107V108H148ZM151 107V108H150ZM160 107V108H159ZM163 107H165L164 109L165 110H163L162 108ZM246 107V108H245ZM253 107V108H252ZM263 107V108H262ZM10 108V109H9ZM14 108V109H13ZM34 108V109H33ZM97 108V109H96ZM113 108V109H112ZM117 108V109H116ZM130 108V109H129ZM135 108H137V110H135ZM198 108V109H197ZM212 108H213V111H212ZM238 108V109H237ZM24 109V110H23ZM125 109V110H124ZM128 111H127V110ZM132 109V110H131ZM144 109H147V110H149V111H147L146 112V110H144ZM157 109V110H156ZM182 109V110H181ZM194 110L193 111V114H194V116L192 115V110ZM196 109V110H195ZM202 109H204V110H202ZM222 109V108H221ZM246 109V110H245ZM7 110V111H6ZM12 110V111H11ZM22 110V111H21ZM48 110V111H47ZM55 110V111H54ZM57 110V111H56ZM74 110V111H73ZM80 110V111H79ZM82 110V111H81ZM87 110V111H86ZM95 110V111H94ZM104 110V111H103ZM115 110V111H114ZM130 110V111H129ZM135 110V111H134ZM162 110H163V113H162ZM168 110V111H167ZM174 110V111H173ZM172 110V112H175V107H174V109ZM198 110V111H197ZM208 110H209V114L211 113V111H212V114H211V116H214L213 115V112H214V114L217 116V114L218 115H220L221 114V116H218V117H212V118H214V119H212V121L210 122V126L211 127H215V129H214V131H213V129L212 128H210V129H212V135L213 136H210L211 135V130L208 132V133H206V135H208V136H206L205 135V139L206 140H208V143H207V145L209 144V146L208 147H204V146H206L205 145V142H204V145H203V147L205 148V152L207 151V152H209L210 151V153H211V155H207V156H204V155H206V153H204L203 151H204V149H203V147L201 146V145H198L197 147H196V149H193V150H197V152H195V153H197V154H195L194 153V151H193V155L191 154V153H189V154H191L190 156L192 157V160H194V161H192L190 158V156H189V161H188V157H187V155H180L179 154V156H178V159L175 161L176 163L178 162V160H180L181 158H183V160L181 159V161H179V162H182L181 164H179V162L177 163V165L174 163V165L175 166H173L172 167V165H173V162H171V160L173 159V158H175L176 159V154L175 155H172V156H174V157H172V158H170L171 160H169V157L166 155V153L165 152H161V148H159L160 146H161V144H162V142H160V144H159V141L157 142V140H160L161 141V136H160V131H161V129L159 130V127L160 126H162L161 128H162V131H161V135H162V132H163V134H165L164 133V131H163V129L165 128V126L168 124V127H166L167 129L166 130H168V128L170 129L171 127H177L178 128V126H176V124H178V125H182V127L181 126H179L180 128H184L183 126H186L185 127V129L188 127V126H190L191 127V129H193V128H197V127H194L195 125L196 126H198L199 127V125H200V121L201 120H203V118H204V120H207V117L206 116H209V114L207 115L206 113H208ZM211 110V111H210ZM214 110H216V111H214ZM243 110L244 111H246V112H243ZM261 110V111H260ZM19 113V115H18V113ZM20 111V112H19ZM103 111V112H102ZM121 111V112H120ZM124 111H126V113L124 114L123 112ZM138 111H139V114L141 113V115H137L136 114V112L138 113ZM151 111H152V113H151ZM156 111H158V112H156ZM197 111V112H196ZM218 111V112H217ZM257 111V112H256ZM7 112V113H6ZM36 112V113H35ZM42 112V113H41ZM107 112V113H106ZM109 112V113H108ZM119 112V113H118ZM128 112H130V114L128 113ZM155 112V113H154ZM162 113V115H161V113ZM164 112H167V113H164ZM186 112V113H185ZM200 112V113H199ZM216 112H217V114H216ZM227 112H229V111H227ZM254 112V113H253ZM41 113V114H40ZM47 115H46V114ZM51 113V114H50ZM66 113V114H65ZM102 113V114H101ZM114 113V114H113ZM144 113V114H143ZM145 113H146V115H145ZM185 114V116H184V114ZM196 113V114H195ZM3 114V115H2ZM26 114V115H25ZM36 114V115H35ZM39 114V115H38ZM70 114V115H69ZM100 114V115H99ZM135 114V115H134ZM152 114H154L153 116H151ZM182 114V115H181ZM248 114L250 115V116H248ZM25 117H24V116ZM37 115H38V117H37ZM73 115V116H72ZM87 115V116H86ZM92 115V116H91ZM110 115V116H109ZM131 115H133V116H131ZM182 117V116H184V118L182 117V118H179L180 116ZM197 115V116H196ZM203 115V116H202ZM223 115V116H222ZM232 115V114H231ZM245 115V116H244ZM36 116V117H35ZM97 116V117H96ZM101 116V117H100ZM123 116V117H122ZM126 116V117H125ZM144 116V117H143ZM162 116L164 117V118H166V119H168L169 120V122H170V120L172 119V121H171V123L173 122V123H175L174 125L175 126H172L173 125V123L172 124H170V123H167L168 122V120H164V118H162ZM198 116H199V118H198ZM211 116H209V120H210V117ZM228 116V117H227ZM30 117V118H29ZM86 117H87V119H86ZM94 117V118H93ZM100 117V118H99ZM106 117H108V118H106ZM129 119H128V118ZM131 117H132V119H131ZM137 117V118H136ZM142 117H143V119H142ZM152 117V118H151ZM160 117H161V119H160ZM170 117H172V118H170ZM174 117V118H173ZM188 117V118H187ZM206 117V118H205ZM246 117V118H245ZM252 117V118H251ZM23 118V119H22ZM56 118V119H55ZM117 118V119H116ZM120 118H121V120H120ZM136 118V119H135ZM139 118V119H138ZM160 119V120H157V119ZM187 118V119H186ZM200 118H201V120H200ZM219 118V119H218ZM226 118H227V120H226ZM245 118V119H244ZM2 119H3V122H2ZM40 119V120H39ZM51 119V120H50ZM66 119V120H65ZM108 119H109V121H108ZM142 119V120H141ZM174 119V120H173ZM175 119H177V120H175ZM186 119V120H185ZM195 119H197L198 120V122H197V120H195ZM229 119V120H228ZM240 121H238V120ZM256 119V120H255ZM7 121L6 123H5V121ZM13 120H15L14 122H13ZM37 120V121H36ZM62 120V121H61ZM87 120V121H86ZM105 120V121H104ZM146 120V121H145ZM147 120H148V122H147ZM151 120H152V122H154V123H152L151 122ZM165 122H164V121ZM181 120V121H180ZM215 120V121H214ZM26 121V122H25ZM32 121V122H31ZM40 121V122H39ZM111 121V122H110ZM137 121H138V123H137ZM159 121V122H158ZM161 121V122H160ZM167 121V122H166ZM176 121H177V123H176ZM183 121H186L187 122V125H186V122H184V123H180V122H183ZM234 121V122H233ZM236 121V122H235ZM241 121H243L242 122V124H244L245 125V122H246V127L245 126H243L242 124H241ZM255 121V122H254ZM1 122H2V124H4V126H2V124H1ZM23 122V123H22ZM50 122H51V124H50ZM114 122V123H113ZM151 122V123H150ZM167 123V124H162V123ZM188 122H191L192 123V125L189 123L188 124ZM196 122V123H195ZM213 122V123H212ZM221 122V123H220ZM234 123V124H232L233 125V127L231 126V123ZM249 122V123H248ZM9 123V124H8ZM31 123V124H30ZM95 123V124H94ZM106 123V124H105ZM127 123V124H126ZM132 123V124H131ZM134 123H136L135 125H134ZM225 123V124H224ZM240 123V124H239ZM17 124V125H16ZM41 124V125H40ZM54 124V125H53ZM64 124V125H63ZM91 124V125H90ZM109 124V125H108ZM126 124V125H125ZM150 124V125H149ZM195 124V125H194ZM198 124V125H197ZM212 124V125H211ZM220 124V125H219ZM224 124V125H223ZM13 127H12V126ZM38 125H40V126H38ZM95 125V126H94ZM133 125V126H132ZM217 125V126H216ZM222 125V126H221ZM230 125V126H229ZM257 125V126H256ZM6 126H8V127H6ZM62 126V127H61ZM66 126V127H65ZM69 126V127H68ZM86 126V127H85ZM131 126V127H130ZM136 126V127H135ZM193 126V127H192ZM220 128H219V127ZM241 126H243V127H241ZM20 127H23V128H20ZM55 127H57L56 129H55ZM96 127V128H95ZM144 127V128H143ZM158 127V128H157ZM189 127V128H190ZM221 127H222V129H221ZM225 128V130H224V128ZM234 127H235V129H234ZM6 128V129H5ZM13 128V129H12ZM14 128H16L15 130H14ZM142 128V129H141ZM154 128H157L159 131V133L157 132V130L155 129V131H154V129H153V131H152V129ZM4 129V130H3ZM18 129V130H17ZM75 129V130H74ZM87 129V130H86ZM91 129V130H90ZM128 129V130H127ZM135 129V130H134ZM141 129V130H140ZM227 129V130H226ZM238 129H239V132H238ZM260 129V130H259ZM5 130H7V132L5 131ZM20 130V131H19ZM31 132H30V131ZM39 132H38V131ZM41 130V131H40ZM82 130V131H81ZM113 130V131H112ZM147 130V131H146ZM152 131V132H150L151 134H153V136L154 137H152V135L151 134H149V132L148 131ZM187 130L189 131V129L187 128ZM194 130V129H193ZM253 130V131H252ZM13 131H16V132H13ZM19 131V132H18ZM86 131V132H85ZM137 131H138V133H137ZM143 131V132H142ZM191 131V130H190ZM222 131V132H221ZM233 131V133H231ZM11 132V133H10ZM116 132V133H115ZM128 132V133H127ZM153 132H155V133H153ZM156 132H157V134H156ZM168 132V131H167ZM166 132V133H167ZM226 132H227V134H226ZM228 132H230V134L228 133ZM251 132V133H250ZM259 132H261V133H259ZM3 133H4V135H3ZM8 133V134H7ZM20 133V134H19ZM24 133V134H23ZM41 133V134H40ZM43 133V134H42ZM87 133H89V134H87ZM121 133V134H120ZM135 133V134H134ZM210 133V134H209ZM216 135H214V134ZM222 133V134H221ZM239 133V134H238ZM246 133V134H245ZM247 133H249V134H247ZM9 135V136H7V135ZM29 134H31V135H29ZM33 134V135H32ZM58 134V135H57ZM144 134L147 136H145L144 137ZM150 135V136H148V135ZM225 134V135H224ZM229 134V135H228ZM232 134V135H231ZM12 137H11V136ZM17 135V136H16ZM28 135V136H27ZM35 135V136H34ZM36 135H37V137H36ZM95 135V136H94ZM158 137H156V136ZM159 135V136H158ZM218 135H221V136H218ZM243 135V136H242ZM120 136H122V137H120ZM129 136H131L132 138H130ZM165 136V135H164ZM163 136V137H164ZM4 137V138H3ZM9 137H10V139L11 140H9ZM67 137V138H66ZM137 137V138H136ZM148 137H150V138H148ZM152 137V138H151ZM13 138V139H12ZM126 138H127V140H126ZM161 138V139H160ZM224 138H226V139H224ZM0 139V140H1ZM8 139V140H7ZM134 139V140H133ZM136 139H138V140H136ZM144 139H145V141H144ZM147 139H152V140H149V142H150V144H152L153 142V144L152 145H150L149 144V142L147 143L146 141H148ZM155 139H157L156 141H155ZM164 139V138H163ZM163 139H162V141H163ZM228 139V140H227ZM244 138H243V141H244V144L248 141V140H245ZM20 140H21V142H20ZM95 140V141H94ZM129 140H130V142H129ZM205 140V141H206ZM212 140H214V141H212ZM11 141V142H10ZM31 141V142H30ZM62 141V142H61ZM74 141V142H73ZM123 141V142H122ZM132 141V142H131ZM140 141V142H139ZM2 142H0V143H2ZM28 142V143H27ZM158 143V144H156V143ZM214 142H216L215 144H214ZM2 143V144H3ZM12 143L14 144V146L12 145ZM20 143H22L21 145H20ZM103 143V144H102ZM116 143V144H115ZM120 143V144H119ZM136 143V144H135ZM137 143H138V145H137ZM141 143V144H140ZM210 143H211V145H210ZM220 143H222L221 145H217V144H220ZM10 144V145H9ZM25 144V145H24ZM30 144V145H29ZM68 144V145H67ZM72 144V145H71ZM93 144V145H92ZM102 144V145H101ZM110 144V145H109ZM118 144V145H117ZM155 144V145H154ZM225 144H226V146H225ZM257 144H259V142L257 143ZM257 144H255L254 145V147H253V145L252 146H250L251 147V149H250V147H249V149H250V153H252L253 152V156H255V158H257L256 156H258L259 158H258V160L256 159L255 160V162H257V164H259V166H261V168L262 167H264V148H263V143H261V144H259V145H257ZM9 145V146H8ZM17 145V146H16ZM146 145H147V147H146ZM153 145H154V147H153ZM157 145H159V146H157ZM223 145V146H222ZM246 145H247V143H246ZM22 146H24V147H22ZM67 146V147H66ZM111 146V147H110ZM127 146V147H126ZM129 146V147H128ZM142 146H143V148H142ZM150 148H149V147ZM158 147L157 148V150H156V147ZM213 146V147H212ZM216 146H219V147H221V149H217V147ZM255 146L257 147L256 149H255ZM12 147V148H11ZM17 147V148H16ZM31 147V148H30ZM73 147V148H72ZM88 147V148H87ZM92 147V148H91ZM104 147V148H103ZM211 147V148H210ZM262 147V150L260 149ZM1 148V147H0ZM23 148V149H22ZM74 148H75V150H74ZM83 148V149H82ZM117 148V149H116ZM135 148H137V149H135ZM139 148H140V150H139ZM146 148H148V149H146ZM151 148H154L153 149V151L154 150H156V151H154V153L152 152V149ZM208 148H210V150L208 149ZM213 148V153H212V151H211V149ZM215 148V149H214ZM229 149V151L227 152V149ZM7 148H5V150H6ZM13 149V150H12ZM27 149V150H26ZM30 149V150H29ZM144 149V150H143ZM150 149V150H149ZM158 149H161L160 151L158 150ZM25 150V151H24ZM69 150V151H68ZM84 150V151H83ZM255 152H254V151ZM21 151H24V155H20L21 154ZM26 151H28V152H26ZM129 151V152H128ZM149 151V152H148ZM152 153H151V152ZM159 151V152H158ZM163 151V150H162ZM216 151V152H215ZM222 153H221V152ZM263 151V152H262ZM19 152V153H18ZM93 152V153H92ZM100 152V153H99ZM137 153V155H136V153ZM203 152V153H202ZM219 152L221 153V154H219ZM225 152V153H224ZM258 152H260L261 154H259ZM53 153V154H52ZM91 155H90V154ZM127 153V154H126ZM129 153V154H128ZM145 153V154H144ZM150 153V154H149ZM161 153H163V154H161ZM164 153H165V155H164ZM198 153H199V158H198ZM229 153V154H228ZM38 154V155H37ZM93 154V155H92ZM103 154V155H102ZM147 154V155H146ZM155 156H154V155ZM170 153H168V155H169ZM216 154H218L217 155V158H216ZM241 154V155H240ZM257 154V155H256ZM19 155V156H18ZM97 155V156H96ZM136 155V156H135ZM150 155V156H149ZM153 155V156H152ZM159 155V157H163L162 159L161 158H158V161H161V163H162V165L164 164V165H166V163L169 165H171V168L168 166V165H166V166H162L161 165V163L160 162H158V161H156V159L157 158H155V157H157ZM160 155H162V156H160ZM171 155V154H170ZM197 155V156H196ZM226 156V159H225V156ZM13 156V155H12ZM27 156V157H26ZM30 156V157H29ZM48 156H50V157H48ZM89 156V157H88ZM112 156V157H111ZM114 156V157H113ZM124 156V157H123ZM129 156V157H128ZM150 158H149V157ZM151 156L152 157H154L155 159H153V158H151ZM180 156H182V157H180ZM202 156V157H201ZM209 156H211V157H209ZM241 156V157H240ZM29 157V158H28ZM34 157V158H33ZM69 157V158H68ZM138 157V158H137ZM165 157H166V159H165ZM180 157V158H179ZM186 158V162L188 161L189 162V164L188 163H186L185 164V158ZM205 157H206V159H205ZM208 157V158H207ZM214 157V158H213ZM236 159H235V158ZM237 157H238V160H237ZM262 157V158H261ZM31 158V159H30ZM86 158V159H85ZM137 158V159H136ZM141 158V159H140ZM145 158V159H144ZM194 158V159H193ZM196 158H197V160L200 162V164L198 163V161H196ZM211 158V159H210ZM223 158V159H222ZM235 160H237V161H235ZM262 160H261V159ZM13 159H10L9 160V162H8V160H6L7 161V163H6V166L7 167H9L8 166V163H12V161H13ZM25 159V160H24ZM37 159V160H36ZM82 159V160H81ZM84 159V160H83ZM152 159V160H151ZM160 159V160H159ZM208 159H210V161L208 160ZM218 160V161H220V160H222V162L220 161V162H216L215 163V161L216 160ZM224 159H225V161H227V163L226 162H224ZM229 159V160H228ZM240 159V160H239ZM28 160V161H27ZM120 160V161H119ZM125 160V161H124ZM155 161V163L156 162H158V163H154V161ZM168 161V162H163V161ZM215 160V161H214ZM5 160L3 161V162H6ZM11 161V162H10ZM32 161H33V166H31L32 165ZM83 161V162H82ZM129 161V162H128ZM139 161V162H138ZM183 161H184V163H183ZM191 161V162H190ZM203 161H204V163H203ZM235 161V162H234ZM241 161V162H240ZM262 162V165L260 164L261 162ZM23 162V163H22ZM27 162V163H26ZM35 162V163H34ZM149 162V163H148ZM170 162V163H169ZM194 162V163H193ZM196 162V163H195ZM208 162H210L209 163V165H208ZM230 163V165H226V164H229ZM233 162V163H232ZM31 163V164H30ZM39 163V164H38ZM160 163V166L158 165ZM194 164V165H192V164ZM215 163V164H214ZM224 166V164H225V166L223 167V166H221V164ZM22 164H24V165H26V169H24L25 167H21V165ZM30 164V167L28 166ZM34 164H36V165H34ZM44 164V165H43ZM128 164V165H127ZM139 164V165H138ZM153 164H155L154 166H151V165H153ZM191 164V165H190ZM195 164L197 165V166H195ZM202 164L204 165V167L206 168H204L203 169V167H202ZM213 166H212V165ZM220 164V165H219ZM1 165V164H0ZM2 165H5V163H3ZM148 165V166H147ZM149 165H150V167H149ZM179 165V166H178ZM187 165H189L187 168H185L186 170H184V172H182V168H180V166H182L183 168L184 167H186ZM210 165L212 166V167H210ZM214 165H216V166H214ZM232 165L234 166V167H232ZM28 166V167H27ZM127 166V167H126ZM140 166V167H139ZM145 166V167H144ZM156 166V167H155ZM159 168H158V167ZM176 166H178L177 168H176ZM202 167V170H200L201 169V167ZM217 166H219L218 168H221V170L219 169V171H223L222 170V167H223V169H224V171H223V173H222V175H221V172H219L218 170V174H217V172H216V167ZM230 167V169H231V172H229V173H227L226 174V172H228L230 169L229 168H227V167ZM19 167V168H18ZM22 168V170L24 169L25 171H27V172H25L24 170L22 171V170H20L21 168ZM34 169H33V168ZM87 169H86V168ZM145 169H144V168ZM163 167V168H162ZM167 167V168H166ZM192 167H193V169H194V167L195 168H197V167H200V168H197V169H192ZM28 168H31V170L30 169H28ZM40 168V169H39ZM162 168V169H161ZM165 168V169H164ZM174 169V171H173V169ZM213 168H215L214 169V171L212 170ZM226 168V169H225ZM242 168V169H241ZM33 169V170H32ZM82 169V170H81ZM159 169V170H158ZM178 169V170H177ZM179 169H180V171H179ZM191 169V170H190ZM199 169V171H197ZM227 169H229L228 171H227ZM29 170V171H28ZM98 170V171H97ZM107 170V171H106ZM111 170V171H110ZM175 170H177V171H175ZM193 170V171H192ZM195 170H196V172H195ZM206 170V171H209V172H207L208 173V176L205 174V172L204 171ZM225 170H226V172H225ZM21 171V172H20ZM41 171V172H40ZM141 171V172H140ZM156 171V172H155ZM158 171V172H157ZM165 171V172H164ZM169 171H171V173H169ZM202 171V172H201ZM238 171V172H237ZM31 172V173H30ZM36 172V173H35ZM40 172V173H39ZM54 172V173H53ZM110 172V173H109ZM136 172V173H135ZM151 172V173H150ZM162 172H164L165 174H161ZM167 172V173H166ZM196 173V174H193V173ZM199 172H201L202 174H205V175H202L201 173H199ZM216 172V173H215ZM246 172V173H245ZM51 174V175H49V174ZM84 173V174H83ZM113 173V174H112ZM153 173V174H152ZM161 175H160V174ZM173 173V174H172ZM178 173L181 175V173H182V176H178ZM186 173H188V174H186ZM199 173V174H198ZM225 173V174H224ZM231 173V174H230ZM238 173V174H237ZM245 173V174H244ZM249 175H248V174ZM29 174V175H28ZM34 174V175H33ZM37 174V175H36ZM39 174H40V176H39ZM43 174V175H42ZM45 174V175H44ZM56 174V175H55ZM110 174V175H109ZM169 175V177L171 178V177H173V180H172V178H171V181L169 182L168 181V175ZM189 174H192V175H189ZM210 174V175H209ZM215 174H216V176H215ZM228 174H230L231 175V177H230V175L229 176H227ZM235 174V175H234ZM4 175V174H3ZM31 175V176H30ZM41 175L43 176L42 178H41ZM47 175V176H46ZM146 175H147V177H146ZM172 175V176H171ZM178 176V177H176V176ZM188 175V176H187ZM199 177H198V176ZM201 175V176H200ZM225 175H226V177H228V178H226L225 177ZM239 175V176H238ZM6 176V175H5ZM18 176V175H17ZM35 176V177H34ZM141 176V177H140ZM183 176H185V178L183 177ZM191 176V177H190ZM204 176H207V178L208 179H206V177H204ZM210 176V177H209ZM212 176V177H211ZM218 176V177H217ZM220 176V177H219ZM233 176V177H232ZM242 176V177H241ZM29 177V178H28ZM66 177V178H65ZM123 177V178H122ZM131 177V178H130ZM138 177V178H137ZM144 177V178H143ZM168 177V178H167ZM178 178L177 180H175L176 178ZM179 177H180V179H179ZM182 177H183V179H182ZM188 177V178H187ZM194 177L197 179V180H195L194 179ZM203 177V178H202ZM243 177H245V178H243ZM250 177V178H249ZM33 178V179H32ZM41 178V179H40ZM43 178H45V179H43ZM98 178V179H97ZM147 178V179H146ZM161 178V179H160ZM186 178H187V180H186ZM198 178L201 180L200 181V183L199 182H197V181H199L198 180ZM202 178V179H201ZM205 178V179H204ZM221 178V179H220ZM224 178H226V179H224ZM229 178H230V181H229ZM237 180H236V179ZM3 179H5V178H3ZM2 179V181H5V180H3ZM35 179V180H34ZM37 179V180H36ZM40 179V180H39ZM47 179V180H46ZM50 179V180H49ZM88 179V180H87ZM90 179V180H89ZM123 179V180H122ZM134 179V180H133ZM189 179H191L192 181H194L195 180V183H193L191 180H189ZM212 179V180H211ZM215 179V180H214ZM220 179V180H219ZM223 179H224V181H223ZM235 180V181H232V180ZM239 179V180H238ZM240 179H241V181H240ZM251 181H250V180ZM30 180V181H29ZM31 180L33 181H35L38 185L37 186H42L43 184H46V185H49V186H47V188H49V189H51V187L53 186V185H55L54 187L56 188V190H54L55 188H53L52 187V191H54L53 192V194H55V196H49V194H48V192L46 191V189H45V192H43L44 191V188H45V186L46 185H43L44 186V188H43V186L41 187V188H39V187H37L36 186V183L34 182H31ZM49 180V181H48ZM79 180V181H78ZM100 180V181H99ZM119 180V181H118ZM131 180V181H130ZM143 182H142V181ZM155 180V181H154ZM164 180V181H163ZM182 180H184V181H182ZM188 180L190 181L189 183H187L188 182ZM204 180V181H203ZM205 180L207 181V180H211V181H207L206 183L209 185H206V183H205ZM218 180V181H217ZM225 180H226V182L228 181V182H230V184H229V186L231 185L232 186V188H233V190L231 189V186L229 187V186H227L228 184H226V183H224L225 182ZM7 181V180H6ZM98 181V182H97ZM103 181V182H102ZM121 181V182H120ZM141 181V182H140ZM203 181V182H202ZM215 181V182H214ZM233 183H232V182ZM239 181H240V183H239ZM77 182V183H76ZM101 182V183H100ZM108 182V183H107ZM139 182V183H138ZM178 182H181V183H179L178 184ZM184 182V183H183ZM186 182V183H185ZM197 182V183H196ZM209 182H212L211 184L209 183ZM227 182V183H228ZM237 182V183H236ZM244 182L247 184H245L244 185ZM43 183V184H42ZM50 183V184H49ZM103 183V184H102ZM105 183V184H104ZM163 183H164V185H163ZM176 183V184H175ZM182 183H183V186L185 187H183L182 186ZM235 183V185H233ZM242 183V184H241ZM248 183H249V185H251V186H248ZM33 184H34V186H33ZM51 184H53L52 186H51ZM77 184V185H76ZM111 184V185H110ZM117 184V185H116ZM121 184V185H120ZM153 184V185H152ZM160 184H162V186L160 185ZM168 184V185H167ZM172 184H174L173 186H172ZM177 184L180 186V187H183V188H180L179 186H177ZM181 184V185H180ZM187 184H189V185H187ZM190 184H194V185H190ZM199 184H202V186L201 187H199ZM224 184V185H223ZM225 184H226V186H225ZM238 185V188H237V185ZM103 185V186H102ZM120 185V186H119ZM134 185V186H133ZM167 185V186H166ZM169 185L171 186V188H169ZM187 185V186H186ZM196 185H197V187L200 189L199 191H198V188L196 187ZM32 188H31V187ZM95 186V187H94ZM100 186V187H99ZM122 186V188H120ZM194 186V187H193ZM206 186H208V187H206ZM216 186H219V187H216ZM239 186L242 188V191H239L240 189H239ZM244 186V187H243ZM28 187H30V188H28ZM35 187V188H34ZM107 187V188H106ZM129 187V188H128ZM154 187H156V188H154ZM159 187H161V189L159 188ZM164 187V189H162ZM166 187V188H165ZM173 187V188H172ZM177 187H179V189H176ZM186 187H189V188H186ZM225 187H227V188H225ZM246 187V188H245ZM250 187H253L254 188V191H255V193H254V191L251 189L250 190ZM37 188V189H36ZM39 188V189H38ZM42 188H43V191H42ZM107 190H106V189ZM124 188H125V190H124ZM191 188V189H190ZM194 188V189H193ZM195 188H197V190L195 189ZM205 189V191H204V189ZM206 188L208 189V190H206ZM219 188V189H218ZM231 190H230V189ZM237 188V189H236ZM26 189V190H27ZM31 189V190H30ZM38 190V192L36 191V190ZM40 189H41V191H40ZM67 189V190H66ZM83 189V190H82ZM87 189V190H86ZM103 189H105L104 190V192H103ZM111 189V190H110ZM130 189H131V192H128V191H130ZM135 189V190H134ZM167 189H170V190H167ZM185 189V190H184ZM215 189H217V190H215ZM228 189V190H227ZM234 189H235V192H237L238 191V193H233L234 192ZM246 189H249L250 191H248V190H246ZM259 191H258V190ZM30 190V191H29ZM58 190V191H57ZM64 190H66V191H64ZM78 190V191H77ZM80 190V191H79ZM119 190V191H118ZM123 190V191H122ZM128 190V191H127ZM179 190V191H178ZM186 190H188V191H190L193 195H191L190 194V192H187ZM202 190V191H201ZM214 190V191H213ZM237 190V191H236ZM246 190V192L248 191V193H249V195L247 196V194L244 192ZM35 191V192H34ZM75 191V192H74ZM94 193H93V192ZM111 191V193H108V192H110ZM114 191V192H113ZM127 191V192H126ZM171 191V192H170ZM184 191V192H183ZM197 191V192H196ZM219 191V192H218ZM222 191H224V192H222ZM233 191V192H232ZM1 193L0 194H2L3 192L2 191H0ZM41 192V193H40ZM43 192V193H42ZM90 192V193H89ZM103 194H102V193ZM107 192V193H106ZM118 192V193H117ZM124 192H125V194H124ZM146 192V193H145ZM181 194H180V193ZM195 192V193H194ZM210 192H212V193H210ZM215 192V193H214ZM218 192V193H217ZM242 192V194H240ZM244 192V193H243ZM37 195H36V194ZM46 193L48 194V196L46 195ZM95 193H96V195H95ZM117 193V194H116ZM134 193V194H133ZM141 193H143V194H141ZM151 193V194H150ZM166 193V194H165ZM170 193V194H169ZM222 193H224L223 195H222ZM257 193V194H256ZM35 194V195H34ZM43 194H45L44 196H43ZM56 194H58V195H56ZM60 194V195H59ZM93 196H92V195ZM99 194V195H98ZM102 194V195H101ZM109 195V197H108V195ZM115 194V195H114ZM149 194V195H148ZM158 194V195H157ZM165 194V195H164ZM171 194H172V197H171ZM211 194V195H210ZM220 195L219 196V198L217 197V195ZM227 194V195H226ZM238 194V195H237ZM252 196H251V195ZM254 194V195H253ZM260 194V195H259ZM4 195V193L2 194V195H0V197L1 196H3ZM29 195V196H30ZM62 195V196H61ZM67 195H68V197H67ZM71 195V196H70ZM75 195V196H74ZM97 195H98V197H97ZM111 195V196H110ZM121 195H118L117 197H119V196H121ZM179 195H181V198H183L182 196H184V197H187L186 199H188L187 201H189L188 203H187V201L185 202L184 200H180V196ZM226 195V196H225ZM241 195H243L242 196V198L244 197V195L246 196V197H248V198H246V199H242L241 198ZM257 195V196H256ZM6 196V195H5ZM58 196V197H57ZM102 196V197H101ZM113 196V197H112ZM140 196V197H139ZM144 196V197H143ZM146 196H148L147 198H146ZM152 196V197H151ZM158 196V197H157ZM166 196H167V199H166ZM176 196V197H175ZM179 196V197H178ZM194 196H196V198L194 197ZM214 198H213V197ZM223 196V197H222ZM236 196V197H235ZM240 196V197H239ZM250 196L252 197L251 199H250ZM256 197V200L254 199V197ZM262 196V197H261ZM49 197V198H48ZM52 197V198H51ZM55 197L57 198V201L59 200V202H61V203H59V202H57L56 201V203H57V205L58 206H56V203H55V201H54V199H55ZM83 197V198H82ZM92 197V198H91ZM96 197H97V199H96ZM105 197V198H104ZM112 197V198H111ZM163 197V198H162ZM169 197V198H168ZM194 197V198H193ZM225 197V198H224ZM227 197H228V199H227ZM235 197V198H234ZM260 197V198H259ZM6 198H8V197H6ZM5 198V199H6ZM40 198H42V199H40ZM47 198V199H46ZM51 198V199H50ZM82 198V199H81ZM87 198V199H86ZM88 198H90V199H92L94 202H92L90 199H88ZM95 198V199H94ZM258 198V199H257ZM4 199V196H3V198H1V200H3V202L4 203H6L7 204V201H8V199L7 200H5ZM86 199V200H85ZM103 199V200H102ZM146 199H148V200H146ZM149 199H151V200H149ZM173 199V200H172ZM183 199H185V198H183ZM191 199H192V201H191ZM217 199V200H216ZM226 200V201H224V200ZM238 201H237V200ZM252 199H253V201L254 202H256V204H257V202H261V199L263 200L259 205L257 204H254V205H256V207L251 203V202H253L252 201ZM5 200V201H4ZM48 200H50L51 202H48ZM61 200V201H60ZM88 200V202H86ZM90 200V201H89ZM105 200V201H104ZM166 200V201H165ZM168 200V201H167ZM171 202H170V201ZM201 200V201H200ZM213 202H212V201ZM234 202H233V201ZM241 200H243V201H245L246 202V204H247V208L246 207H244V202H241ZM247 200V201H246ZM249 200H250V202H249ZM38 201H37V203H38ZM63 201V202H62ZM148 201V202H147ZM160 201H161V203H160ZM198 201V202H197ZM208 201H209V204H208ZM220 201H222V202H220ZM230 201H232V202H230ZM9 202V205L11 204L12 206L14 205L13 204V202H11V201H8ZM34 202V203H35ZM170 204H169V203ZM191 202H196V203H192V204H190ZM202 202V203H201ZM227 202H230V204L229 203H227ZM237 202V203H236ZM247 202H249V203H247ZM37 203H35V206L37 207L38 206V204ZM55 203V204H54ZM79 203V204H78ZM82 203V204H81ZM89 203H91L92 204V206L91 205H88ZM96 204V206H95V204ZM150 203V204H149ZM180 203V204H179ZM186 203V204H185ZM243 204L242 206L243 207H240L241 205L240 204ZM6 204H4L5 206H8V204L6 205ZM37 204V205H36ZM61 204V206L59 207V205ZM100 204V205H101ZM152 204H153V206H152ZM212 204V205H211ZM234 204V205H233ZM238 206H237V205ZM250 204H251V206H250ZM262 204V205H261ZM72 205V206H71ZM83 205V206H82ZM171 205V206H170ZM184 205V206H183ZM189 205V206H188ZM192 205V206H191ZM207 207H206V206ZM210 205V206H209ZM220 205V206H219ZM229 207H228V206ZM249 205V206H248ZM261 205V206H260ZM54 206H56L55 208H58V209H55L54 208ZM63 206L64 207H66V209H67V211L69 212L68 214H66L67 213V211H66V209L65 208H63ZM88 206H90V208L87 207ZM102 206V205H101ZM155 206V207H154ZM161 206V207H160ZM165 206V207H164ZM172 206H175V207H173L172 208ZM177 206V207H176ZM187 206V207H186ZM214 206V207H213ZM254 206V207H253ZM259 206V207H258ZM263 206V208L261 209L260 207H262ZM14 207V206H13ZM13 207H11V206H9V209L11 208V210H13L12 208ZM93 207H95V208H93ZM154 207V208H153ZM157 207V208H156ZM190 207V208H189ZM205 207V208H204ZM221 207V208H220ZM234 207V208H233ZM237 207V208H236ZM253 207V209L252 210H255L256 208L258 209H261L260 211H263V212H261V214L260 213H258L257 214V212H260V211H258L257 209L255 210V211H252V210H250L251 208ZM7 208V207H6ZM38 208V207H37ZM182 208V209H181ZM228 208H230V209H228ZM237 209V211L235 212V213H231V211H235V210H232V209ZM240 208V209H239ZM255 208V209H254ZM69 209V210H68ZM93 210V212H91V211H89V210ZM100 209H101V211H100ZM156 209V210H155ZM163 209V210H162ZM172 209V210H171ZM178 209V210H177ZM193 209H194V211H193ZM213 209H215V210H213ZM220 209V210H219ZM241 209H243V210H241ZM65 210V211H64ZM89 212H88V211ZM98 210V211H97ZM183 210V211H182ZM240 210V211H239ZM63 211V212H62ZM87 211V212H86ZM97 211V212H96ZM154 211L155 212H158V213H154ZM193 211V212H192ZM248 211H251L250 212V214L251 215H249V213H248ZM52 212H51V215H52ZM71 212H72V214H71ZM74 212V213H73ZM95 212V213H94ZM101 212V213H100ZM211 212H212V214H211ZM226 212V213H225ZM228 212V213H227ZM230 212V213H229ZM238 212H240V213H244V214H240V215H238L237 213ZM96 214L97 213V215H93L92 216V214ZM174 213H175V215H174ZM177 213V214H176ZM189 213V214H188ZM197 213V214H196ZM66 214V215H65ZM69 214H71L72 215V220H70V217L69 216H71V215H69ZM75 216H74V215ZM88 214V215H87ZM100 214H105L104 216L102 215V216H100ZM156 214V216H154ZM158 214H160V215H158ZM201 216H199V215ZM229 214H235L234 216H233V218H235V217H239L240 216V218L238 219V218H236V219H234V221L233 220H231V219H233V218H231V216L232 215H230L229 216ZM249 216H248V215ZM19 215V214H18ZM79 215V216H78ZM91 217H90V216ZM151 215V216H150ZM182 215H183V218H182ZM243 215V216H242ZM259 215V216H258ZM61 216V217H60ZM65 216V217H64ZM73 216L75 217V219L73 218ZM76 216H78V217H76ZM85 216H87V217H85ZM101 218H99V217ZM168 216V217H167ZM175 216V217H174ZM185 216V217H184ZM225 216V217H224ZM241 216L243 217V218H241ZM247 217L246 219V222L247 221H249L248 223L251 225H249L248 223H246V224H248V225H245V227H243V229L245 228L248 232H246V230H244L245 231V233H247L246 235H245V233L243 232V229H241L242 228V226H244L243 225V223H242V219H244L245 217ZM68 217V218H67ZM83 217H84V219H83ZM89 217V218H88ZM96 217H98V219H100L99 221H101V222H99L98 220H96L97 218ZM103 217H104V219H103ZM162 217V218H161ZM166 217H167V219H166ZM215 217V218H214ZM218 217V218H217ZM220 217V218H219ZM222 217V218H221ZM228 217V218H227ZM256 217V218H257ZM59 218H63V220H59ZM65 218H67V220L65 219ZM82 218V219H81ZM96 218V219H95ZM158 218V219H157ZM171 218V219H170ZM252 218V217H251ZM254 218V217H253ZM18 219H19V216H18ZM69 219V220H68ZM90 219V220H89ZM186 219V220H185ZM202 219V220H201ZM203 219H205V220H203ZM224 221H223V220ZM248 219H250L251 220V222H253V224L250 222V220H248ZM264 219V218H263ZM20 220H22L21 218H20ZM20 220L17 222V224H16V222H14L15 224H12L13 226H18V225H24V223H21L20 222ZM66 220V221H65ZM76 220H79V221H76ZM209 220V221H208ZM228 222H227V221ZM237 220V221H236ZM245 220V219H244ZM258 220V219H257ZM60 221V222H59ZM89 221H91V222H89ZM160 221V222H159ZM182 221V222H181ZM200 221H202V223L200 222ZM211 221H213L214 222V224H213V222H211ZM215 221H216V223H215ZM223 221V222H222ZM233 222V224L232 223H230V222ZM23 222V221H22ZM57 222H59V223H57ZM62 222V223H61ZM87 222V223H86ZM93 222V223H92ZM165 222V223H164ZM182 224H181V223ZM195 222V223H194ZM199 224H198V223ZM204 222H205V224H204ZM208 222V223H207ZM224 223V224H222V223ZM236 222H237V224L238 225H236ZM85 223H86V226H85ZM121 223V224H120ZM150 223V224H149ZM152 223V224H151ZM162 223V224H161ZM232 224V225H230V224ZM261 223V222H260ZM55 224V225H56ZM89 224V226L91 227V229L89 228V226H87ZM91 224V225H90ZM96 224V225H95ZM102 224V225H101ZM119 224H120V226H119ZM159 224V225H158ZM181 224V225H180ZM207 224V225H206ZM228 224V225H227ZM245 224V223H244ZM93 225L94 226H96V230H97V233L95 234V231H92L93 230ZM98 225V226H97ZM151 225V226H150ZM152 225H153V227H152ZM212 225V226H211ZM239 225H241V227L239 226ZM262 227H264V224H260ZM25 226V225H24ZM64 226V225H63ZM101 226L103 227V228H101ZM200 226V227H199ZM205 226V227H204ZM214 226H216V227H218V228H216V227H214ZM226 226H230V227H226ZM250 226V227H249ZM23 227V226H22ZM22 227L20 228V226H18V227H14L16 230L17 229H19V231H21V229H22ZM88 227V228H87ZM119 227V228H118ZM148 227H150V228H148ZM170 227V228H169ZM210 227H211V229H210ZM236 227V228H235ZM238 227V228H237ZM26 227H23V229H22V231H21V233L23 232V234H21L20 232H19V234H18V230H17V234L19 235V236H21V238L23 237V235L24 236H26V229H25ZM44 228H48L47 226H44ZM180 228V229H179ZM196 228V229H195ZM213 228V229H212ZM214 228H215V230H214ZM248 228V229H247ZM102 229V230H101ZM157 229V230H156ZM167 229V230H166ZM179 231H178V230ZM189 229V230H188ZM216 229H218V230H216ZM225 229H227V230H225ZM235 229H236V231H235ZM15 230V231H16ZM24 230V231H23ZM26 230V231H25ZM100 230H101V232H100ZM159 230V231H158ZM181 230V231H180ZM210 230V231H209ZM213 230H214V232H213ZM223 231V233H222V231ZM225 230V231H224ZM237 230H239V231H237ZM240 230H241V232H240ZM99 231V232H98ZM173 231V232H172ZM205 231V232H204ZM209 231V232H208ZM217 231V234L215 233ZM221 231V232H220ZM106 232V231H105ZM104 232V233H105ZM210 232H213L212 234L210 233ZM240 232V233H239ZM100 233H102V234H100ZM157 233V234H156ZM161 233V234H160ZM168 233V234H167ZM197 233H198V235H197ZM201 233H206V234H202L201 235ZM248 233H250V234H248ZM159 234V235H158ZM164 234H165V237H164ZM169 234H171V235H169ZM211 234V235H210ZM229 234V235H228ZM243 234V235H242ZM145 235H146V237H145ZM154 235V236H153ZM177 235V237H175ZM209 235V236H208ZM216 237H215V236ZM221 235V236H220ZM239 237H238V236ZM245 235V236H244ZM249 235H250V237L251 238H249ZM31 236H34V235H31ZM104 236V235H103ZM152 237V239H151V237ZM190 236V237H189ZM195 236V237H194ZM200 236V237H199ZM214 236V237H213ZM217 236H218V240H217ZM226 236V237H225ZM259 236V235H258ZM94 237V236H93ZM155 237V238H154ZM170 237V238H169ZM238 237V238H237ZM28 237H26V239H27ZM32 238H34V237H32ZM144 238L146 239V241H144ZM150 240H149V239ZM156 239V240H154V239ZM245 238H247L246 239V243H245V240L244 241H242L243 239H245ZM258 239V240H256V239ZM23 240H25L24 239V237L22 238ZM36 239V238H35ZM35 239H32L31 240V238H29V239H27V240H29V242L27 241V244H30V243H32L31 245H32V247H34V249L33 248H29V249H31V251L33 252H30V253H32L34 256H35V252H36V250H41V251H43V249H46V252H48V250H50V249H48L47 250V248H48V246H46V242L44 243L45 245H43L42 244V247L44 246V248H42L41 249V242H43V241H40L41 239H39V240H35ZM158 239H161V240H158ZM172 239V240H171ZM174 239V240H173ZM194 239V240H193ZM212 239V240H211ZM216 239V240H215ZM30 240L32 241V242H30ZM151 240H153V241H151ZM202 240V241H201ZM206 240V241H205ZM220 240V242H218ZM225 240V241H224ZM255 240V241H254ZM35 241H38V242H40L39 244H40V246L38 245V243H36ZM148 241V242H147ZM154 241L156 242L155 244H154ZM159 241V242H158ZM166 241V242H165ZM185 241H186V243H185ZM25 242V241H24ZM151 242H153V243H151ZM169 242V243H168ZM173 242V243H172ZM178 242H179V244H178ZM199 242V243H198ZM224 242H225V244H224ZM231 242V243H230ZM234 242V243H233ZM241 242H243V244L241 243ZM251 242V243H250ZM259 244V245H261V246H259L257 243ZM36 243V244H35ZM149 243V244H148ZM150 243H151V245H150ZM158 243V244H157ZM215 243V244H214ZM244 243L246 244V245H248V246H246V245H244ZM252 243H253V245H252ZM230 244V245H229ZM241 244V245H240ZM30 245V246H31ZM156 245V246H155ZM206 245V246H205ZM213 245H215V246H213ZM220 245V246H219ZM233 245V246H232ZM29 246V247H30ZM37 246H39V248H37ZM147 246V247H146ZM152 246V247H151ZM205 246V247H204ZM212 246V247H211ZM246 246V247H245ZM249 246H250V248H249ZM47 247V248H46ZM149 247V248H148ZM213 247H214V249H217V250H214L213 249ZM229 247H230V250L232 251H229ZM233 247V248H232ZM236 247V248H235ZM244 247H245V249H244ZM35 248H37V249H35ZM148 248V249H147ZM150 248H152V249H150ZM210 248V249H209ZM34 251H33V250ZM206 249V250H205ZM209 249V250H208ZM221 249V250H220ZM246 249H248V250H246ZM147 250V251H146ZM150 250V251H149ZM154 250H156V251H154ZM163 250V251H162ZM214 252H213V251ZM236 250V251H235ZM238 250H240V251H238ZM41 251H37L38 253L37 254H39L38 256L39 257H41V255H42V257L40 258V260L41 259H45L46 261H48L49 262V260H51L52 258H55V256L53 257L52 255L50 256V254L52 253H50V251L48 252V254H49V256L51 257V259H49L50 257L48 256V254H45L44 255V253H46V252H42L41 253ZM135 251V252H136ZM151 251H154V252H152L151 253ZM160 251V252H159ZM208 251V252H207ZM210 251V252H209ZM227 251V252H226ZM229 251V252H228ZM249 251V252H248ZM134 252V251H133ZM143 252V253H142ZM144 252H148L147 253V255H146V257H147V260H146V257H143V258H145V259H143L141 256H145V254L146 253H144ZM231 252V253H230ZM257 252V253H256ZM143 254V255H140V254ZM151 253V254H150ZM156 253V254H155ZM209 253V254H208ZM214 253V254H213ZM216 253V254H215ZM220 253V254H219ZM245 253H247V254H245ZM37 254H36V256H37ZM135 254V253H134ZM203 254V255H202ZM230 254V255H229ZM251 254V255H250ZM44 255V256H43ZM47 255V256H46ZM140 255V256H139ZM155 255V256H154ZM209 255H211V256H209ZM216 255H217V258H215L216 257ZM248 255V256H247ZM250 255V256H249ZM37 256V257H38ZM46 256V257H45ZM157 256V257H156ZM209 256V257H208ZM215 256V257H214ZM230 256V257H229ZM259 256V257H258ZM45 257V258H44ZM212 257V258H211ZM215 259H214V258ZM49 260H48V259ZM154 258V259H153ZM228 258V259H227ZM232 258V259H231ZM264 258V257H263ZM37 259H39V258H36V260ZM57 259V258H56ZM56 259H52V260H55L56 261ZM148 259H150V260H148ZM214 259V260H213ZM253 259V260H252ZM261 259V260H260ZM39 260V261H40ZM44 260V262L45 263H48V262H46ZM58 260V259H57ZM147 261L146 263H145V261ZM155 260V261H154ZM208 260V261H207ZM221 260V261H220ZM242 260V261H241ZM256 260V261H255ZM38 261V260H37ZM38 261V262H39ZM42 261V260H41ZM148 261H150L149 263H148ZM152 261V262H151ZM173 261V262H172ZM207 261V262H206ZM210 261V262H209ZM255 261V262H254ZM258 261V262H257ZM43 262V261H42ZM41 262V263H42ZM43 262V263H44ZM51 262H53V261H51ZM135 262V261H134ZM141 262H139L140 264H141ZM42 263V264H43ZM44 263V264H45ZM55 263H57V264H60V262H59V260L58 261H56V262H53V264H55ZM138 264V262H135V264ZM49 264H52V263H50L49 262Z\"/></svg>",
    "mask_w": 264,
    "mask_h": 264
},
{
    "label": "bare ground",
    "instance_id": "6f19581e",
    "mask_svg": "<svg viewBox=\"0 0 264 264\" xmlns=\"http://www.w3.org/2000/svg\"><path fill=\"white\" fill-rule=\"evenodd\" d=\"M16 1V0H15ZM23 1V0H22ZM62 1V0H61ZM101 1V0H100ZM117 1V0H116ZM126 1V0H125ZM129 1V0H128ZM135 1V0H134ZM165 1H167V0H165ZM240 1V0H239ZM2 2V1H1ZM5 2V1H4ZM33 2V1H32ZM66 2H67V0H66ZM75 2H77V1H75ZM84 2V1H83ZM89 2V1H88ZM103 2V1H102ZM113 2V1H112ZM120 2H122L121 0H120ZM133 2V1H132ZM153 3H155L154 1H152ZM178 2H180V1H178ZM19 2H17V4H18ZM22 3V2H21ZM43 3V2H42ZM93 3V2H92ZM91 3V4H92ZM110 2H108V4H109ZM123 3V2H122ZM122 3H119L120 4V6H121V4ZM134 3V2H133ZM136 3H137V1H136ZM157 3H158V1H157ZM160 3V2H159ZM167 3V2H166ZM204 3V2H203ZM39 4V3H38ZM65 4V3H64ZM91 4H90V8L88 7L89 5H87V4H85V6L86 7H88V8H86V7H82L81 9H82V11H80V13L78 12V14H81V12H82V15L84 14L85 15V17H84V20H87V22H86V24H85V21L83 22L82 21V23H81V21H80V23H81V25L79 26V27H85L84 29H86L89 25L91 26V25H93L94 26V24L97 22V20L98 19H100L99 17H100V15L102 14L101 12H102V10H99L100 8L101 9H103V11H106L105 10V8L103 7L102 8V6L100 7L98 4H96V5H98L100 8L98 9V7H96L95 5H93V6H95V8L94 7H91ZM95 4V3H94ZM114 4H116V3H114ZM118 3L116 4V5H119ZM126 4H127V2H126ZM129 4V3H128ZM125 5V7H126V9L128 8V10H126L125 9V11H126V13L129 15V13L127 12V11H129L130 10V7L131 6H129V5ZM160 4H163V3H160ZM182 4V3H181ZM239 4V3H238ZM245 4V3H244ZM30 5V4H29ZM36 5H37V3H36ZM39 5H41V4H39ZM79 5V4H78ZM111 5V4H110ZM156 5V4H155ZM167 5H168V3H167ZM186 5V4H185ZM253 5V4H252ZM2 6H4L3 4H2ZM20 6H21V4H20ZM35 6V5H34ZM44 6V5H43ZM63 6V5H62ZM124 6V5H123ZM132 6H134V4L132 5ZM161 6V5H160ZM166 6V5H165ZM188 6V5H187ZM235 6V5H234ZM41 7V6H40ZM112 7V6H111ZM118 7V6H117ZM116 7V8H117ZM163 7V6H162ZM169 7V6H168ZM185 7V6H184ZM199 7V6H198ZM229 7V6H228ZM243 7V6H242ZM2 8V7H1ZM19 8V7H18ZM50 8V7H49ZM48 8V9H49ZM77 8V7H76ZM79 8V7H78ZM77 8V9H78ZM121 8V7H120ZM123 8V7H122ZM132 8V7H131ZM134 9H135V7H133ZM157 8H158V6H157ZM170 8V7H169ZM179 8V7H178ZM221 8V7H220ZM224 8H226V7H224ZM254 8V7H253ZM263 8V7H262ZM27 9V8H26ZM63 9V8H62ZM80 9V8H79ZM196 9V8H195ZM204 9V8H203ZM235 9H237V8H235ZM245 9V8H244ZM261 9V8H260ZM2 10V9H1ZM4 10V9H3ZM32 10V9H31ZM43 10H44V8H43ZM43 10H41V11H43ZM52 10V9H51ZM56 10V9H55ZM153 10V9H152ZM176 10H178V9H176ZM239 10V9H238ZM254 10V9H253ZM10 11V10H9ZM24 11H25V9H24ZM61 11V10H60ZM116 11V10H115ZM123 11V10H122ZM155 11V10H154ZM166 11V10H165ZM168 11V10H167ZM170 11V10H169ZM179 11V10H178ZM186 11V10H185ZM219 11V10H218ZM232 11H233V9H232ZM242 11V10H241ZM241 11H240V13H241ZM245 11V10H244ZM247 11V10H246ZM245 11V12H246ZM5 12V11H4ZM3 12V13H4ZM22 12V11H21ZM57 13H58V11H56ZM63 12H64V9H63ZM63 12H61V13H63ZM117 12H119V10L117 11ZM134 12V11H133ZM141 12V11H140ZM146 12V11H145ZM155 12H157V10L155 11ZM188 12V11H187ZM217 12V11H216ZM231 12V11H230ZM2 13V15L4 16V14ZM8 13V12H7ZM6 13V14H7ZM56 13V14H57ZM105 13V12H104ZM121 12H119V14H120ZM123 13H125L124 11H123ZM130 13H131V11H130ZM149 14L147 15V16H149L150 17V15H152V14H150V12H148ZM170 13V12H169ZM169 13H167V14H169ZM173 13V12H172ZM228 13V12H227ZM243 13V12H242ZM259 13V12H258ZM5 14V15H6ZM15 14V13H14ZM35 14V13H34ZM136 14H138V13H136ZM171 14V13H170ZM189 14V13H188ZM214 14V13H213ZM1 15V16H2ZM22 15V14H21ZM81 15V16H82ZM107 15H108V13H107ZM122 15V14H121ZM126 15V14H125ZM219 15V14H218ZM261 15V14H260ZM7 16V15H6ZM80 16V17H81ZM102 16H103V14H102ZM138 16H139V14H138ZM154 16V15H153ZM172 16H173V14H172ZM175 16V15H174ZM226 16H227V14H226ZM240 16H242V15H240ZM243 16H244V14H243ZM247 16V15H246ZM254 16V15H253ZM13 17V16H12ZM21 17V16H20ZM32 17V16H31ZM57 17V16H56ZM79 17V18H80ZM108 17V16H107ZM117 17V16H116ZM120 17V16H119ZM156 17V16H155ZM155 17H154V20H151L150 19V21L146 18L141 24L139 23V26H137V24H136V26L138 27V29L137 30H139L138 32V35H136V37L137 38H135V39H138V41H139V44H138V41L136 40V41H134V42H136L138 45H140V47L143 49V50H141L142 52L143 51H145V52H147V57H148V59L147 60H149L150 59V61H152L153 62V65H155V67L154 68H157L158 69V71H159V74L160 73H164V76L166 75V79L167 80H169V82L171 83V84H173V85H175V86H177L176 87V90L177 89H179V91L180 92H182V93H186V97L187 98H184L185 100L186 99H188L189 98V101H188V103L189 104H191V107H193L194 108V106L193 105H196L197 107H199V109H200V107L201 108H205L207 105H209L210 107L212 106V104H213V107H215V109H219L220 110V112H218V114L219 113H224V112H222V110L223 109H225L224 111H226L225 113H227V114H229L230 113V116H232L231 117V121L235 118V117H240V119H242L241 118V114L237 111V110H235L233 107H236V105H234L233 106V104L232 103H234V102H237V101H234V102H232V100L234 99H232L231 98V96H229L228 94H227V92L226 91H224V88H226V87H224L223 88V86L224 85H222L223 83H222V81H220L219 79H220V76L217 78V77H212L211 75L212 74H210V71L209 72H204V73H202V78L205 80V78H207L208 79V77H210V78H212V79H214V81L215 82H213V83H211V84H213L214 85V83H215V85H214V89L215 90H211V88H209L208 87V91L209 90H211L212 92H214V91H217V94L219 95L218 96V101H219V105L221 106V108L219 107V106H214V103H212L213 101H215V100H213L212 101V99L214 98V97H217L216 95L217 94H215L216 92H214V95H213V93L211 92V91H209V92H211V94H212V96H214V97H212L211 98V100H210V102H211V104H210V102H209V99H210V94H208L209 92H207L206 91V93H204V91L202 92L201 90H202V85H200L201 84V82H202V78L201 77H199L200 75H201V73L199 74V76H198V74H194L193 72H190V73H192L193 75H191L190 73H189V69L192 67V69H193V65H196L197 63H195V61L197 62L198 60H195L194 62H193V58L195 57H197V56H194V57H192V58H190V57H188V55L187 54H183L184 52H186V51H184L183 53H182V55L180 54V52H182L181 51V49H180V52L178 53V51L175 49L176 47V45H174L173 44V42H172V44H171V38L169 39L170 40V42H169V40H168V36H167V34H166V32H164V30L162 29H160V27L158 26V28L156 27L157 25H155L156 23L154 22V21H156L155 20ZM187 17V16H186ZM221 17V16H220ZM17 18V17H16ZM46 18V17H45ZM59 18V17H58ZM86 18V19H85ZM106 18V17H105ZM105 18H103V21H104V19ZM118 18V17H117ZM117 18H116V20H117ZM123 18V17H122ZM135 18V17H134ZM134 18H131V17H128V19L129 20H127L128 22H127V24H129V25H132L133 27L135 26V23H134V21L135 20H133ZM138 18V17H137ZM192 18V17H191ZM249 18V17H248ZM262 18H264V17H262ZM1 19V18H0ZM20 19V18H19ZM23 19V18H22ZM46 19H48V18H46ZM51 19V18H50ZM83 19V18H82ZM126 19H127V16H126ZM170 19H171V16H170ZM222 19V18H221ZM246 19V18H245ZM44 20V19H43ZM49 20V19H48ZM114 20V19H113ZM112 20V21H113ZM121 20V19H120ZM141 20V19H140ZM143 20V19H142ZM173 20V19H172ZM227 20V19H226ZM236 20V19H235ZM237 20H238V18H237ZM236 20V21H237ZM252 20V19H251ZM26 21V20H25ZM99 21V20H98ZM105 21H106V19H105ZM122 21V20H121ZM124 21V20H123ZM175 21V24L174 25H176L177 23L176 22H178V20L176 21L175 20V18H174V20H173V22ZM229 21V20H228ZM1 22H2V20H1ZM24 22V21H23ZM52 22V21H51ZM50 22V23H51ZM101 22H102V19H101ZM108 22H109V20H108ZM113 22H115L116 23V21H113ZM125 22H126V20H125ZM193 22V21H192ZM253 22H254V20H253ZM3 23V22H2ZM37 23V22H36ZM39 23H40V21H39ZM38 23V24H39ZM48 24V25H51V24ZM100 23V22H99ZM104 23V22H103ZM119 23V22H118ZM188 23V22H187ZM194 23V22H193ZM211 23H214V22H212L211 21ZM210 23V24H211ZM258 23H259V21H258ZM29 24V23H28ZM85 24V25H84ZM120 24V23H119ZM126 24V25H127ZM223 24H225V23H223ZM253 24V23H252ZM13 25V24H12ZM21 25H23V24H21ZM32 25V24H31ZM45 25V24H44ZM47 25V24H46ZM86 25H87V27H86ZM99 25V24H98ZM106 25V24H105ZM118 25V24H117ZM125 25V24H124ZM189 25V24H188ZM193 25V24H192ZM217 25V24H216ZM219 25V24H218ZM230 25V24H229ZM246 25V24H245ZM248 25H249V23H248ZM263 25V24H262ZM5 26H6V24H5ZM25 26V25H24ZM52 26V25H51ZM78 26V25H77ZM76 25H75V28L77 27ZM102 26V25H101ZM108 26V25H107ZM111 26H112V24H111ZM114 27H115V25H113ZM225 26V25H224ZM223 26V27H224ZM228 26V25H227ZM226 26V27H227ZM239 26V25H238ZM237 26V27H238ZM260 26V25H259ZM19 27V26H18ZM27 27H29V26H27ZM38 27V26H37ZM41 27V26H40ZM46 27V26H45ZM79 27H77L76 29H78ZM92 27V26H91ZM105 27L106 26H104V29H105ZM110 27V26H109ZM121 28L123 27V26H120ZM132 27V28H133ZM136 27V28H137ZM176 27H178V28H181V25H177ZM225 27V28H226ZM231 27V26H230ZM17 28V27H16ZM32 28H34L35 29V26L34 27H32ZM52 28V27H51ZM51 28L50 29H48V35L47 36H49L48 37V39L51 41V39L52 40H57L56 42H58V41H60V42H62V43H64L65 44V42H66V40L65 39H67V41H69V40H71V36H70V33L68 34V32H66V35H68V38H66L67 36L65 35V33H64V30L66 29V25H65V29L62 27V28H60V29H58V30H56L55 32H53L51 35H49V32H51ZM74 28V29H75ZM94 28V27H93ZM93 28H91V29H93ZM101 28V27H100ZM108 28V27H107ZM106 28V29H107ZM127 29V31H129V28H131V27H129L128 25H127V27H126ZM131 28V29H132ZM162 28V27H161ZM177 28V29H178ZM185 28V27H184ZM193 28V27H192ZM200 28V27H199ZM222 28V27H221ZM228 28H229V26H228ZM243 28V27H242ZM261 28V27H260ZM15 29V28H14ZM19 29V28H18ZM27 29V28H26ZM34 29H32V32H33V30ZM67 29H68V27H67ZM73 29V31H69V30H67V31H69V32H72V34L74 35L75 33H74V31L76 30H74ZM81 29H83V28H81ZM81 29H80V31H81ZM90 29V28H89ZM99 28L97 27V28H95V30H97V31H99L98 30ZM109 29V28H108ZM112 29V27L110 28V30ZM160 29V30H159ZM240 29V28H239ZM245 29V28H244ZM252 29H254L253 28V25H252ZM258 29V28H257ZM6 30V29H5ZM11 30V29H10ZM13 30V29H12ZM22 30V29H21ZM50 30V31H49ZM94 30V31H95ZM110 30H109V33H110ZM115 31H116V29H114ZM118 30H120V29H118ZM124 30V29H123ZM181 30V29H180ZM205 30V29H204ZM215 30H216V28H215ZM221 30V29H220ZM243 30V29H242ZM250 30V29H249ZM29 31V30H28ZM38 31V30H37ZM36 30L34 31L35 33L37 32ZM77 31H79V30H77ZM77 31H75L76 33H77V35H78V32ZM80 31H79V33H80ZM83 31H85V30H83ZM87 31V30H86ZM93 31V30H92ZM96 31V32H97ZM103 31V33L105 34L106 32V30H102ZM166 31V30H165ZM183 31H187V29H185V30H183ZM223 31V30H222ZM253 31V30H252ZM259 31V30H258ZM10 32V31H9ZM15 32V31H14ZM22 32V31H21ZM20 32V33H21ZM47 31H44V34L46 33ZM89 32V31H88ZM88 32H86V34L88 33ZM108 32V31H107ZM124 32V31H123ZM195 32H196V29H195ZM212 32V31H211ZM12 33V32H11ZM17 33H19V31L17 32ZM41 33L43 34V32H38V34H40L41 35ZM83 35H84V33L83 32H81ZM94 33V32H93ZM100 33H102L101 31H100ZM109 33H108V37L110 36L109 35ZM168 33V32H167ZM206 33V32H205ZM213 33V32H212ZM253 33V32H252ZM255 33V32H254ZM6 34H7V32H6ZM25 35L27 34V33H24ZM28 34H30V33H28ZM37 34V33H36ZM71 34V35H72ZM98 34V33H97ZM111 34H113L112 33V30H111ZM126 34H127V32H126ZM135 34V33H134ZM166 34V35H165ZM201 34V33H200ZM208 34V33H207ZM210 34V33H209ZM216 34H218V33H216ZM224 34V33H223ZM222 34V35H223ZM239 34H240V32H239ZM249 34V33H248ZM256 34V33H255ZM4 35V34H3ZM11 35V34H10ZM72 35V37H74ZM82 35V36H83ZM89 35H92L91 33L89 34ZM101 35V34H100ZM117 35V34H116ZM123 35V34H122ZM169 35H171V34H169ZM197 35V34H196ZM203 35V34H202ZM201 35V36H202ZM250 35H251V33H250ZM253 35V34H252ZM14 36V35H13ZM63 36H66L65 38H63V40H62V38L60 39V37H63ZM81 36V35H80ZM96 36V35H95ZM167 36V37H166ZM219 36V35H218ZM229 36V35H228ZM233 36V35H232ZM15 37V36H14ZM13 37V38H14ZM18 37H19V35H18ZM23 38H24V36H22ZM34 37V36H33ZM38 37H39V35H38ZM77 37V36H76ZM78 37H79V35H78ZM104 37V36H103ZM126 37V36H125ZM124 37V38H125ZM135 37V36H134ZM174 37V36H173ZM190 37V36H189ZM207 37H209V35L207 36ZM210 37H211V35H210ZM220 37V36H219ZM224 37H226V36H224ZM234 37V36H233ZM242 37H244L243 35H242ZM250 37V36H249ZM20 38H21V36H20ZM29 38V37H28ZM40 38V37H39ZM39 38L38 39H36L37 41L39 40ZM70 38V39H69ZM94 38V37H93ZM93 38L91 39L92 40V42L94 41L93 40ZM96 38H97V36H96ZM113 38H116V37H113ZM203 38V37H202ZM206 38V37H205ZM223 38V37H222ZM227 38V37H226ZM231 39H232V37H230ZM230 38H228V39H230ZM239 38H240V36H239ZM263 38V37H262ZM2 39V38H1ZM31 39V38H30ZM34 39V40H35ZM59 39V40H58ZM69 39V40H68ZM73 39V38H72ZM77 39V38H76ZM75 38H74V40H76ZM80 39V38H79ZM86 39V38H85ZM98 39V38H97ZM106 37H105V41H106ZM110 39V38H109ZM119 39V38H118ZM123 39V38H122ZM172 39H174V38H172ZM177 38H175V40H176ZM208 39V38H207ZM230 39V40H231ZM9 40V39H8ZM12 40V39H11ZM25 40V39H24ZM34 40H31V41H34ZM73 40V41H74ZM87 40V39H86ZM85 40V41H86ZM101 40V41H100ZM100 42L99 43H102V39L100 38ZM194 40V39H193ZM213 40V39H212ZM220 40V39H219ZM253 40V39H252ZM260 40V39H259ZM15 41H16V39H15ZM44 41V40H43ZM64 41V42H63ZM76 41H78V39L76 40ZM82 41V40H81ZM85 41L83 42V44L85 43ZM88 41H89V39H88ZM96 41V40H95ZM94 41V43H96ZM119 41V40H118ZM123 41V40H122ZM125 41V40H124ZM131 41V40H130ZM207 41V40H206ZM214 41V40H213ZM216 41H218V40H216ZM221 41V40H220ZM219 41V42H220ZM224 41H225V39H224ZM251 41V40H250ZM18 42H20L19 40H18ZM24 42V41H23ZM36 42V41H35ZM41 42V41H40ZM47 39H46V42H44V43H46L47 44ZM56 42H54V43H56ZM59 42V43H60ZM71 43H73L72 41H70ZM92 42H90V44L92 43ZM108 42H110V40L108 41ZM208 42V41H207ZM27 43H28V41H27ZM49 43V42H48ZM50 43H52V44H54L52 41L50 42ZM61 43V44H62ZM68 43V45H69V42H67ZM66 43V44H67ZM77 43V45L79 44L78 42H76ZM86 43H88L87 41H86ZM99 43H97V45L99 44ZM104 43V42H103ZM103 43L101 44V45H103ZM106 43H107V41H106ZM106 43H104V45L106 44ZM112 43V42H111ZM111 43H110V45H109V47L108 48H110V46L111 47H113L114 45L112 44L111 45ZM117 43V42H116ZM115 43V44H116ZM119 43V42H118ZM118 43H117V45H118ZM131 43H133V42H131ZM130 43V44H131ZM135 43V44H136ZM193 43V42H192ZM192 43H190V44H192ZM206 43V42H205ZM240 43V42H239ZM257 43H258V41H257ZM41 43H39V45H40ZM43 44V43H42ZM82 44V43H81ZM109 44V43H108ZM108 44H106L107 46H108ZM124 44V43H123ZM123 44L121 43V45H122V48L124 47L123 46ZM194 44H195V47H200V46H198L197 45V43H193V47H194ZM213 44V43H212ZM211 44V45H212ZM215 44V43H214ZM231 44V43H230ZM236 44V43H235ZM261 44V43H260ZM68 45H66V46H68ZM73 45H76L75 44V41H74V44ZM120 45V46H121ZM127 46H128V44H126ZM138 45H136V46H138ZM179 45V44H178ZM207 45V44H206ZM263 45V44H262ZM5 46H6V44H5ZM31 46V45H30ZM41 46V45H40ZM40 46H38V47H40ZM54 46V45H53ZM57 46H58V43H57ZM65 46V47H66ZM83 46V45H82ZM85 46H86V44H85ZM107 46H105V47H107ZM135 46V45H134ZM133 46V47H134ZM227 46H229V45H227ZM261 46V45H260ZM16 47V46H15ZM37 47V48H38ZM69 47V46H68ZM71 47H73V46H71ZM71 47H69V49L71 48ZM75 48H77L78 46H74ZM80 47V46H79ZM90 47V46H89ZM95 47V46H94ZM99 47V46H98ZM97 47V48H98ZM101 47H103V46H101ZM104 47V48H105ZM130 47V46H129ZM140 47L138 46V47H135V48H139V50H140ZM175 47V48H174ZM178 47V46H177ZM192 47V48H193ZM235 47V46H234ZM263 47V46H262ZM31 48V47H30ZM61 48V47H60ZM100 48V47H99ZM114 48V47H113ZM118 48V47H117ZM116 48V46H115V48L114 49H117ZM120 48V47H119ZM214 48V47H213ZM212 48V50H214ZM19 49H20V47H19ZM32 49V48H31ZM42 49V48H41ZM40 49V50H41ZM93 49V48H92ZM107 49V48H106ZM124 49V48H123ZM122 49V50H123ZM177 49H179V47L177 48ZM191 48L189 47V50H190ZM195 49V48H194ZM196 49H199V48H196ZM201 49V48H200ZM199 49V50H200ZM208 49V48H207ZM232 49V48H231ZM259 49V48H258ZM5 50V49H4ZM7 50V49H6ZM9 50V49H8ZM40 50H38V52L40 51ZM55 50V49H54ZM83 50V49H82ZM100 50V49H99ZM113 50V49H112ZM117 50H119V49H117ZM122 50H120L121 52H122ZM127 50V49H126ZM129 50H131V48L130 49H128V51ZM182 50H184L183 48H182ZM199 50H196V51H198L199 52ZM236 50V49H235ZM33 51V50H32ZM63 51V50H62ZM65 51V50H64ZM79 51H81V50H79ZM92 51V50H91ZM97 51V50H96ZM95 51V52H96ZM101 51H103L102 50V48H101ZM124 51V50H123ZM127 51V52H128ZM132 51V50H131ZM135 51V50H134ZM203 51V50H202ZM201 50H200V53H203ZM229 51V50H228ZM232 51V50H231ZM259 51H260V49H259ZM263 51V50H262ZM25 52H26V50H25ZM35 52H36V50H35ZM41 52V51H40ZM51 52H53L52 50H50V53ZM55 52V51H54ZM66 52V51H65ZM104 52H105V50H104ZM108 52V51H107ZM113 52V51H112ZM115 52V51H114ZM125 52V51H124ZM126 52V53H127ZM138 52V51H137ZM136 52V53H137ZM142 52H140V53H142ZM145 52H144V55H145ZM189 52L190 51H188V54H189ZM191 52H192V50H191ZM215 52V51H214ZM5 53V52H4ZM21 53V52H20ZM76 53V52H75ZM86 53V52H85ZM106 53V52H105ZM131 54H132V52H130ZM197 53V52H196ZM196 53H194L195 55H196ZM199 53V54H200ZM212 53V52H211ZM32 54V53H31ZM30 54V55H31ZM49 54V53H48ZM68 53H66V55H67ZM71 54V53H70ZM70 54H68V55H70ZM98 54V53H97ZM101 54H103V53H100V55ZM107 54V53H106ZM109 54H111V52H109ZM131 54H130V56H131ZM133 54H134V52H133ZM143 54V53H142ZM198 54V53H197ZM198 54V55H199ZM264 54V53H263ZM40 55V54H39ZM41 55H44V54H42L41 53ZM52 55V54H51ZM50 55V56H51ZM67 55V56H68ZM75 55H77V54H75ZM113 55V54H112ZM124 55V54H123ZM127 55V54H126ZM143 55V56H144ZM183 55H187V57H183ZM190 55L191 56H193L191 53H190ZM189 55V56H190ZM262 55V54H261ZM54 56V55H53ZM55 56H56V54H55ZM60 56H64V55H60ZM98 56V55H97ZM103 57H105L104 55H102ZM102 56H100V57H102ZM110 56V55H109ZM114 56V58L115 57H117L118 56V54L117 55H113ZM119 56H121L120 54H119ZM133 56V55H132ZM131 56V57H132ZM140 55L138 54V57H139ZM142 56V55H141ZM246 56V55H245ZM6 57V56H5ZM40 57V56H39ZM49 57V56H48ZM47 57V58H48ZM52 57V56H51ZM51 57H49V58H51ZM57 57H58V55H57ZM85 57V56H84ZM99 57V56H98ZM123 57V56H122ZM129 57V56H128ZM136 57V56H135ZM204 57V56H203ZM202 57V58H203ZM221 57V56H220ZM2 58V57H1ZM7 58V57H6ZM20 58V57H19ZM23 58V57H22ZM37 58V57H36ZM54 58V57H53ZM63 58V57H62ZM68 58V57H67ZM73 58H75V57H73ZM79 58V57H78ZM77 58V59H78ZM81 58V57H80ZM83 58V57H82ZM113 57H112V59H114ZM144 58H146V56L144 57ZM222 58V57H221ZM232 58V57H231ZM264 58V57H263ZM262 58V59H263ZM11 59V58H10ZM25 59V58H24ZM23 59V60H24ZM39 60H40V58H38ZM42 59V58H41ZM57 59V58H56ZM61 59V58H60ZM106 59H107V57H106ZM109 59V58H108ZM107 59V60H108ZM116 59V58H115ZM119 59H121L120 57H119ZM118 59V60H119ZM128 59V58H127ZM139 59H140V57H139ZM142 59V58H141ZM197 59H199V56H198V58ZM207 59V58H206ZM227 59V58H226ZM239 59V58H238ZM21 60V59H20ZM37 60V59H36ZM75 60V59H74ZM80 60V59H79ZM78 60V61H79ZM98 60V59H97ZM105 60V59H104ZM117 60V59H116ZM115 60V61H116ZM132 60H133V57H132ZM135 60H137L136 58H135ZM134 60V62H136ZM145 60V59H144ZM209 60V61H208ZM210 60L211 59H207V61H208V63H210ZM214 60V59H213ZM229 60V59H228ZM17 61V60H16ZM38 61V60H37ZM36 61V62H37ZM51 61H52V58H51ZM51 61H50V64H51ZM66 60H64V62H65ZM69 61V60H68ZM67 61V62H68ZM83 61V60H82ZM108 61H110V60H108ZM121 61V60H120ZM258 61V60H257ZM260 61V60H259ZM263 61V60H262ZM26 62V61H25ZM54 62V61H53ZM56 62V61H55ZM58 62H61L60 60L58 61ZM88 62V61H87ZM92 62V61H91ZM99 62V61H98ZM104 61H102V63H103ZM130 62V61H129ZM132 62V61H131ZM139 62H140V60H139ZM144 62H146V61H144ZM199 62V61H198ZM204 62V61H203ZM225 62V61H224ZM229 62V61H228ZM21 63V62H20ZM44 63V62H43ZM47 63H48V61H47ZM63 63V62H62ZM69 63V62H68ZM73 63V62H72ZM76 63V62H75ZM78 63V62H77ZM80 63V62H79ZM94 63V62H93ZM96 63V62H95ZM95 63H94V66H95ZM111 63V62H110ZM149 63H151V62H149ZM213 63V62H212ZM235 63V62H234ZM261 63V62H260ZM59 64V63H58ZM61 64V63H60ZM70 64V63H69ZM84 64V63H83ZM89 64H90V62H89ZM96 64H98V63H96ZM108 64V63H107ZM120 64H121V62H120ZM138 64V63H137ZM140 64H141V62H140ZM144 64V63H143ZM143 64H141V65H143ZM146 64V63H145ZM6 65V64H5ZM30 65V64H29ZM37 65V64H36ZM41 65H42V62H41ZM46 65V64H45ZM49 65V64H48ZM56 65V63L54 64V66ZM61 65H63V67L65 68V65L64 64H61ZM80 65V64H79ZM85 65V64H84ZM99 65V64H98ZM139 65V64H138ZM137 65V66H138ZM150 64H148V66H149ZM209 65V64H208ZM212 65V64H211ZM19 66V65H18ZM21 66V65H20ZM44 66V65H43ZM53 66V65H52ZM58 66V65H57ZM73 66V65H72ZM86 66H88V65H86ZM91 66H92V64H91ZM100 66H102L103 67V65L101 64ZM105 66V65H104ZM117 66H118V64H117ZM197 67H198V65H196ZM214 66V65H213ZM228 66H230V63H229V65ZM49 67V66H48ZM69 67V66H68ZM74 67V66H73ZM89 67V66H88ZM102 67H100V68H102ZM119 67V66H118ZM117 67V68H118ZM140 67V69H141V66H139ZM143 67V66H142ZM147 67V66H146ZM153 67V66H152ZM212 67V66H211ZM215 67V66H214ZM225 67V66H224ZM254 67V66H253ZM1 68H3V67H1ZM5 68H7V67H5ZM10 68H11V66H10ZM23 68V67H22ZM39 68V67H38ZM54 69H55V67H53ZM57 68H59V67H57ZM62 68V67H61ZM60 68V69H61ZM94 68V67H93ZM107 68H110V66L108 67L107 66ZM120 68V67H119ZM194 68H195V66H194ZM219 68V67H218ZM222 68V67H221ZM19 69V68H18ZM31 69V68H30ZM34 69V68H33ZM47 69V68H46ZM66 69H68V68H66ZM71 69H73V68H71ZM86 69V68H85ZM87 69H89V68H87ZM86 69V70H87ZM91 69V68H90ZM115 70H116V67L114 68ZM122 69H125V68H122ZM140 69H139V71H140ZM150 69V68H149ZM195 69H197V68H195ZM195 69H193L194 71H195ZM201 69V68H200ZM199 69V70H200ZM232 69V68H231ZM3 70H4V68H3ZM17 70V69H16ZM35 70V69H34ZM51 70V69H50ZM75 70V69H74ZM85 70V71H86ZM97 70V69H96ZM107 71H108V69H106ZM119 70H121V69H119ZM128 70V69H127ZM132 70H134L133 68H132ZM131 70V71H132ZM143 71H144V67H143V69H142ZM160 70L162 71V72H160ZM191 70V69H190ZM198 70V71H199ZM212 70H215L216 71V69L214 68V69H212ZM236 70V69H235ZM6 71V70H5ZM12 71V70H11ZM21 71V70H20ZM32 71V70H31ZM30 71V72H31ZM67 71V70H66ZM65 71V72H66ZM73 71V70H72ZM71 71V72H72ZM78 71H80V69L78 70ZM84 71V70H83ZM89 71H91V70H89ZM93 71H95V69L94 70H92V72ZM103 71H104V68H103ZM111 71V70H110ZM112 71H113V69H112ZM111 71V72H112ZM131 71H129V72H131ZM136 71V68H135V70H134V72ZM157 71V70H156ZM200 71H202V70H200ZM8 72V71H7ZM14 72H16V71H14ZM18 72V71H17ZM41 72V71H40ZM46 72H48V71H46ZM64 72V69H63V71H62V73ZM68 72H69V69H68ZM76 72V71H75ZM74 72V73H75ZM82 71H80V73H81ZM116 72V71H115ZM120 73H122L123 72V70H122V72L121 71H119ZM133 72V71H132ZM151 72H153L152 70H151ZM37 73V72H36ZM43 73H44V71H43ZM62 73H61V75L60 76H62ZM67 73V72H66ZM66 73H65V75H66ZM87 73V72H86ZM88 73H90V72H88ZM93 73H95V72H93ZM98 73V72H97ZM106 73H109V72H106ZM112 73H114V72H112ZM145 73V72H144ZM212 73H213V71H212ZM223 73H225V72H223ZM2 74V73H1ZM15 74V73H14ZM24 74V73H23ZM47 74H49V73H47ZM64 74V73H63ZM70 74V73H69ZM73 74V73H72ZM92 74V73H91ZM102 74V73H101ZM104 74V73H103ZM124 74V73H123ZM127 74V73H126ZM134 74V73H133ZM138 74V73H137ZM136 74V75H137ZM141 74V73H140ZM139 74V75H140ZM153 74H154V72H153ZM152 74V75H153ZM220 74V73H219ZM3 75V74H2ZM16 75V74H15ZM27 75V74H26ZM34 75V74H33ZM36 75V74H35ZM40 75V74H39ZM71 75V74H70ZM74 75V74H73ZM99 75H100V73H99ZM107 75H109V74H107ZM129 75V74H128ZM135 75V74H134ZM135 75V76H136ZM158 75V74H157ZM213 75H214V73H213ZM228 75V74H227ZM238 75V74H237ZM252 75V74H251ZM6 76V75H5ZM13 76V75H12ZM23 76V75H22ZM41 76H42V74H41ZM49 76V75H48ZM79 76H80V74H79ZM109 76H111L112 77V74H110ZM115 76V75H114ZM120 76V75H119ZM130 76V75H129ZM134 76V77H135ZM140 76H142V75H140ZM161 76V75H160ZM195 76H197V77H195ZM217 76V75H216ZM240 76V75H239ZM33 77V76H32ZM46 77V76H45ZM50 77H52V76H49L48 77V79H51ZM91 77V76H90ZM94 77V76H93ZM96 77V76H95ZM97 77H98V75H97ZM96 77V78H97ZM121 77V76H120ZM125 77V76H124ZM133 77V76H132ZM137 77V76H136ZM143 77V76H142ZM146 77V76H145ZM151 77V76H150ZM153 77V76H152ZM157 77V76H156ZM222 77V76H221ZM5 78V77H4ZM10 78V77H9ZM67 78V77H66ZM74 78V77H73ZM88 78V77H87ZM96 78H95V80H96ZM100 78V77H99ZM109 78V77H108ZM114 78H116V76L114 77ZM122 78V77H121ZM138 78H139V76H138ZM144 78V77H143ZM162 78H163V75H162ZM209 78V79H210ZM223 78V77H222ZM1 79V78H0ZM7 79V78H6ZM25 79V78H24ZM68 79V78H67ZM78 79V78H77ZM82 79V78H81ZM91 79H93V78H90V80ZM106 79V78H105ZM144 79H146V78H144ZM154 80L153 78H150V83H151V81L152 80ZM160 79V78H159ZM212 79H210V81L212 80ZM242 79H244V78H242ZM252 79V78H251ZM259 79V78H258ZM262 79V78H261ZM2 80H3V78H2ZM15 80V79H14ZM13 80V81H14ZM30 80H31V78H30ZM35 80V79H34ZM79 80V79H78ZM86 80V79H85ZM90 80H89V83H90ZM103 80V79H102ZM113 80V79H112ZM112 80L110 81V78H109V82H112ZM125 80V79H124ZM138 80V79H137ZM161 80V79H160ZM166 80V81H167ZM221 80H223V79H221ZM226 80H228V79H226ZM7 81H9V80H7ZM12 81V82H13ZM17 81V80H16ZM21 81V80H20ZM38 81V80H37ZM47 81V80H46ZM49 81V80H48ZM50 81H52V80H50ZM80 81V80H79ZM84 81V80H83ZM88 81V80H87ZM105 81H107V80H105ZM119 80H117V82H118ZM134 81V80H133ZM145 81V80H144ZM147 81V82H148ZM165 81V82H166ZM238 81V80H237ZM260 81V80H259ZM56 82V81H55ZM65 82V81H64ZM72 82V81H71ZM93 82V81H92ZM102 82V81H101ZM108 82V83H109ZM114 82H116L115 81V79H114ZM120 82V81H119ZM146 82V81H145ZM146 82V83H147ZM164 82V83H165ZM205 82V81H204ZM204 82H202V83H204ZM212 82V81H211ZM42 83V82H41ZM46 83V82H45ZM52 83V82H51ZM73 83V82H72ZM86 83L87 82H85V84H82V85H85L86 86ZM95 83V82H94ZM145 83V84H146ZM154 82L152 81V83L151 84H153ZM228 83V82H227ZM226 83V84H227ZM258 83V82H257ZM5 85L7 84V83H4ZM18 84V83H17ZM34 84V83H33ZM57 84H58V81H57ZM67 84V83H66ZM73 84H75V83H73ZM79 83H77V85H78ZM98 84H99V82H98ZM112 84V83H111ZM129 84V83H128ZM131 84V83H130ZM134 84V83H133ZM224 84H225V82H224ZM230 84V83H229ZM232 84V83H231ZM9 85V84H8ZM25 85V84H24ZM35 85V84H34ZM62 85V84H61ZM81 85V86H82ZM101 85V84H100ZM100 85H98V86H100ZM105 85V84H104ZM107 85V84H106ZM109 85V84H108ZM117 85V84H116ZM147 85V84H146ZM149 85V84H148ZM156 85V84H155ZM157 85H158V83H157ZM156 85V86H157ZM212 85V86H213ZM256 85V84H255ZM17 86V85H16ZM31 86H32V84H31ZM36 86V85H35ZM42 86H43V84H42ZM58 86H60V85H58ZM68 86V85H67ZM88 86V85H87ZM92 86V85H91ZM96 86V85H95ZM103 86V85H102ZM112 86V85H111ZM114 86V85H113ZM131 86V85H130ZM160 86V85H159ZM168 86H169V84H168ZM1 87V86H0ZM8 87H10V86H8ZM14 87V86H13ZM51 87V86H50ZM53 87H54V85H53ZM77 87H80V85L79 86H77ZM123 87V86H122ZM125 87H126V85H125ZM147 87V86H146ZM153 87H155V86H153ZM174 87V86H173ZM172 87V88H173ZM229 87H231V86H229ZM229 87H227V88H229ZM237 87V86H236ZM38 88V87H37ZM44 88V87H43ZM60 88V87H59ZM69 88V87H68ZM75 88V87H74ZM82 88V87H81ZM88 88V87H87ZM92 88V87H91ZM105 88V87H104ZM108 88V87H107ZM115 88H117V86L115 87ZM115 88H113V89H115ZM129 88H131V87H129ZM150 88H151V86H150ZM160 88V87H159ZM159 88H157L158 90H159ZM162 88V87H161ZM160 88V89H161ZM201 88V89H200ZM204 88V87H203ZM207 88V87H206ZM245 88V87H244ZM1 89V88H0ZM36 89V88H35ZM45 89V88H44ZM70 90H71V88H69ZM90 89V88H89ZM94 89H96V87L94 88ZM100 89V88H99ZM106 89V88H105ZM132 89V88H131ZM170 90H171V86H170V88H169ZM169 89L167 90V92H169ZM174 89V88H173ZM230 89V88H229ZM243 89V88H242ZM4 90V89H3ZM6 90V89H5ZM49 90V89H48ZM60 90V89H59ZM62 90H63V88H62ZM87 90V89H86ZM109 90H111V89H109ZM120 90V89H119ZM122 90V89H121ZM146 90V89H145ZM149 90H151V93H153V88H151V89H149ZM149 90H148V92H149ZM154 90H156V89H154ZM164 92H165V94H169V98L170 99H172V97H175V96H173V95H170V92L169 93H166V89H162ZM181 90H183V91H181ZM207 90V89H206ZM226 90V89H225ZM232 90V89H231ZM258 90V89H257ZM10 91V90H9ZM17 91V90H16ZM81 91V90H80ZM83 91V90H82ZM118 91V90H117ZM248 91V90H247ZM263 91V90H262ZM2 92V91H1ZM6 92V91H5ZM49 92H51V91H49ZM53 92V91H52ZM72 92V91H71ZM73 92H74V90H73ZM91 92H92V90H91ZM94 92H95V90H94ZM100 92V91H99ZM102 92V91H101ZM107 92H108V90H107ZM136 92V91H135ZM143 92V91H142ZM155 92V91H154ZM156 92H157V90H156ZM163 92V93H164ZM173 92V91H172ZM7 93V92H6ZM23 93V92H22ZM38 93H39V90H38ZM62 93V92H61ZM76 93V92H75ZM90 93V92H89ZM119 93V92H118ZM126 93V92H125ZM162 93V91H160V95H161V98L159 99L160 101H162L161 99H163V96H164V94ZM178 93V92H177ZM235 93V92H234ZM243 93V92H242ZM21 94V93H20ZM19 94V95H20ZM26 94V93H25ZM100 94V93H99ZM98 94V95H99ZM105 94V93H104ZM121 94H123V93H121ZM129 94V93H128ZM138 94V93H137ZM141 94V93H140ZM143 94V93H142ZM145 94V93H144ZM148 94V93H147ZM158 94V93H157ZM158 94V95H159ZM179 94V93H178ZM9 95V94H8ZM32 95H34V94H31V96ZM42 95V94H41ZM56 95V94H55ZM63 95V94H62ZM69 95V94H68ZM71 95V94H70ZM103 95V94H102ZM124 95V94H123ZM132 95V94H131ZM148 95H150V94H148ZM207 95H208V97H207ZM236 95V94H235ZM258 95V94H257ZM259 95H260V93H259ZM262 95V94H261ZM37 96V95H36ZM40 96V95H39ZM39 96H37V97H39ZM44 96V95H43ZM126 96H128V99H129V96L130 95H126ZM144 96V95H143ZM153 96H154V93H153ZM157 96V95H156ZM182 96V95H181ZM241 96V95H240ZM4 97V96H3ZM13 97V96H12ZM21 97H22V95H21ZM51 97V96H50ZM74 97V96H73ZM117 97V96H116ZM115 97V98H116ZM124 97V96H123ZM135 97V96H134ZM146 97H148V96H146ZM158 97V96H157ZM167 97V99H166V101H168V95L166 96H164V98H166ZM233 97V96H232ZM8 98V96L6 97V99ZM54 98H55V100H57L56 99V97L54 96ZM58 98V97H57ZM96 98V97H95ZM95 98H93L94 100H95ZM113 98H114V96H113ZM137 97H135V99H136ZM209 98V99H208ZM248 98V96L246 97V99ZM262 98V97H261ZM19 99V98H18ZM24 99H26V98H24ZM29 99V98H28ZM69 99V98H68ZM117 99V98H116ZM126 99V98H125ZM124 99V100H125ZM128 99H126V100H128ZM130 99H132V97H130ZM143 99V98H142ZM151 99H154L153 97H151ZM150 99V100H151ZM157 99V100H158ZM215 99V98H214ZM245 99V100H246ZM27 100V99H26ZM88 100V99H87ZM99 100V99H98ZM118 100V99H117ZM121 100H123V99H121ZM133 100V99H132ZM131 100V101H132ZM149 100V99H148ZM149 100V101H150ZM156 100V99H155ZM156 100V101H157ZM158 100V101H159ZM164 100V99H163ZM173 100V102L172 101H170L171 103H173L174 105H173V107H172V105H170V102H168V104L172 107V108H168V109H174V107H175V112H172V110H171V113H169V111H168V113L167 112H164V113H167V114H165L164 115V117L167 115L168 117H169V115L168 114H172V113H177V115L178 114H180L181 113V111L178 113V112H176V108H178V103L180 102V100L178 101V100H176V97L174 98V99H172ZM241 100H243V99H241ZM248 100V99H247ZM247 100H246V102H247ZM254 100V99H253ZM49 102H51L50 100H48ZM48 101H47V103H48ZM104 101V100H103ZM130 100H128V102H129ZM135 101V100H134ZM146 101V100H145ZM154 101V100H153ZM159 101V102H160ZM165 101V102H166ZM187 101V100H186ZM185 101V102H186ZM190 101H191V103H190ZM208 101V102H207ZM217 101V100H216ZM260 101V100H259ZM11 102V101H10ZM25 102V101H24ZM43 102V101H42ZM56 102V101H55ZM80 101H78V103H79ZM83 102V101H82ZM87 102V101H86ZM91 102V101H90ZM89 102V103H90ZM109 102V101H108ZM113 103L115 102V101H112ZM127 102V101H126ZM249 102V101H248ZM15 103V102H14ZM121 103H122V101H121ZM133 103V102H132ZM131 103V104H132ZM136 103H138V102H136ZM136 103H135V107L138 105H136ZM147 103V102H146ZM151 103V102H150ZM156 103V102H155ZM162 103V102H161ZM160 103V104H161ZM167 103V102H166ZM187 103V102H186ZM187 103V104H188ZM207 103H209V104H207ZM218 103V102H217ZM35 104V103H34ZM51 104V103H50ZM81 104V103H80ZM86 104V103H85ZM100 104V103H99ZM115 104V103H114ZM124 104V103H123ZM126 104V103H125ZM124 104V106H126L127 107V104L125 105ZM130 104V103H129ZM130 104V105H131ZM165 104V103H164ZM167 104V105H168ZM242 104V103H241ZM244 104V103H243ZM21 105V104H20ZM52 105V104H51ZM50 105V106H51ZM65 105V104H64ZM73 105V104H72ZM82 105V104H81ZM91 105V104H90ZM94 105V104H93ZM149 105H152V104H149ZM157 105V104H156ZM178 105V106H177ZM215 105H216V103H215ZM249 105V104H248ZM259 105V104H258ZM7 106H8V104H7ZM11 106V105H10ZM22 106H24V105H22ZM22 106H21V109H22ZM29 106V105H28ZM32 106H34V105H32ZM97 106V105H96ZM107 105H105L104 107H106ZM145 106V105H144ZM160 106H162V104L160 105ZM166 106V105H165ZM180 106H182V105H180ZM190 106V105H189ZM208 106V108H210ZM1 107V106H0ZM37 107V106H36ZM78 107V106H77ZM84 107V106H83ZM83 107H82V109H83ZM90 107V106H89ZM98 107V106H97ZM120 107V106H119ZM128 107H129V105H128ZM131 107V106H130ZM138 107V106H137ZM139 107L140 108H138V109H141V103H139ZM152 107H155V105H153ZM169 107V106H168ZM242 106H240V108H241ZM15 108H16V106H15ZM18 108H19V106H18ZM54 108V107H53ZM56 108V107H55ZM60 108V107H59ZM65 108H66V106H65ZM73 108V107H72ZM100 108V107H99ZM110 108V107H109ZM117 108H118V106H117ZM116 108V109H117ZM149 108V107H148ZM151 108V107H150ZM156 108V107H155ZM160 108V107H159ZM165 107H163L162 109L163 110H165L164 109ZM246 108V107H245ZM253 108V107H252ZM263 108V107H262ZM10 109V108H9ZM14 109V108H13ZM34 109V108H33ZM87 109H88V107H87ZM97 109V108H96ZM113 109V108H112ZM130 109V108H129ZM133 109H134V107H133ZM198 109V108H197ZM206 109H207V107L205 108V111L204 112H207L206 111ZM211 109V108H210ZM238 109V108H237ZM24 110V109H23ZM125 110V109H124ZM127 110V109H126ZM132 110V109H131ZM135 110H137V108H135ZM134 110V111H135ZM141 110H143V109H141ZM144 110H146V112L147 111H149V110H147V109H144ZM157 110V109H156ZM163 110H162V113H163ZM182 110V109H181ZM192 110V109H191ZM196 110V109H195ZM202 110H204V109H202ZM246 110V109H245ZM7 111V110H6ZM12 111V110H11ZM22 111V110H21ZM48 111V110H47ZM55 111V110H54ZM57 111V110H56ZM74 111V110H73ZM80 111V110H79ZM82 111V110H81ZM87 111V110H86ZM95 111V110H94ZM104 111V110H103ZM102 111V112H103ZM115 111V110H114ZM128 111V110H127ZM130 111V110H129ZM174 111V110H173ZM193 111L194 110H192L191 112H192V115L194 116V114H193ZM198 111V110H197ZM196 111V112H197ZM211 111V110H210ZM212 111H213V108H212ZM212 111H211V113L209 114V110H208V113H206L207 115L209 114V116H211V114H212ZM214 111H216V110H214ZM227 111H229V112H227ZM261 111V110H260ZM17 112V111H16ZM20 112V111H19ZM121 112V111H120ZM156 112H158V111H156ZM217 112H216V114H217ZM243 112H246V111H244L243 110ZM257 112V111H256ZM7 113V112H6ZM18 113V112H17ZM36 113V112H35ZM42 113V112H41ZM40 113V114H41ZM107 113V112H106ZM109 113V112H108ZM119 113V112H118ZM124 114L126 113V111H124L123 112ZM129 114H130V112H128ZM151 113H152V111H151ZM155 113V112H154ZM161 113V112H160ZM162 113H161V115H162ZM186 113V112H185ZM200 113V112H199ZM254 113V112H253ZM46 114V113H45ZM51 114V113H50ZM66 114V113H65ZM102 114V113H101ZM114 114V113H113ZM136 114L137 115H141V113L139 114V111H138V113L136 112ZM144 114V113H143ZM184 114V113H183ZM196 114V113H195ZM217 114V116L214 114V112H213V115L214 116H211L210 117V120H209V116H206L207 117V120H204V118H203V120H201V118H200V125H199V127L198 126H196L195 124V126L194 127H197V128H193V129H191V127L190 126H188L187 128L189 129V131L187 130V128L185 129V127L186 126H183L184 128H180L179 126H181L182 127V123H184V122H186V121H183V122H180L182 125H178V124H176V126H178V128L177 127H171L170 129L168 128V130H166L167 128L166 127H168V124L167 123H170V124H172L171 123V121H172V119L170 120V122H169V118L168 119H166V118H164L163 116H162V118H164V120L166 119V120H168V122L167 123H162V124H167L166 126H165V128L163 129V131H164V133L165 134H163V132H162V135H161V131H162V126H160L159 127V130L161 129V131H160V133L158 132L159 130L157 129V128H155L156 130H157V132L160 134V136H161V138L163 139V141H162V139H161V141L160 140H157V139H155V141L157 140V142L159 141V144H160V142H162V144H161V146L159 147V148H161V149H158L159 151L161 150V152H167L166 153V155L169 157V160H171L170 158H172V157H174V156H172V155H175L176 156V159L175 158H173L172 160H171V162H173V165H172V167L173 166H175L174 165V163L177 165V163L179 162V161H181V159L183 160V158H181L180 160H178V162L176 163L175 161L178 159V156H179V154L180 155H187V159H188V161L191 159L192 160V157L190 156L191 154L193 155L195 152H197V150L195 151V150H193V149H196V147L198 146V145H201L202 147H203V145H204V142H205V145L206 146H204V147H208L209 146V144L207 145V143H208V140H206L204 137H205V135H206V133H208L210 130H211V135L210 136H213L212 135V129L214 128L215 129V127H211L210 126V122L212 121V119H214V118H212V117H218V116H221V114L220 115H218ZM232 114V115H231ZM3 115V114H2ZM18 115H19V113H18ZM26 115V114H25ZM36 115V114H35ZM39 115V114H38ZM38 115H37V117H38ZM47 115V114H46ZM70 115V114H69ZM100 115V114H99ZM135 115V114H134ZM145 115H146V113H145ZM154 114H152L151 116H153ZM173 115V114H172ZM182 115V114H181ZM24 116V115H23ZM73 116V115H72ZM87 116V115H86ZM92 116V115H91ZM110 116V115H109ZM131 116H133V115H131ZM173 116H175V118H177L176 117V115L174 114ZM180 116V115H179ZM184 116H185V114H184ZM184 116H182L183 118H184ZM197 116V115H196ZM203 116V115H202ZM223 116V115H222ZM235 116V117H234ZM245 116V115H244ZM248 116H250L249 114H248ZM25 117V116H24ZM36 117V116H35ZM97 117V116H96ZM101 117V116H100ZM99 117V118H100ZM123 117V116H122ZM126 117V116H125ZM144 117V116H143ZM143 117H142V119H143ZM181 116L179 117V118H182ZM186 117V116H185ZM205 117V118H206ZM228 117V116H227ZM30 118V117H29ZM94 118V117H93ZM106 118H108V117H106ZM128 118V117H127ZM137 118V117H136ZM135 118V119H136ZM152 118V117H151ZM170 118H172V117H170ZM174 118V117H173ZM188 118V117H187ZM186 118V119H187ZM198 118H199V116H198ZM233 118V119H232ZM246 118V117H245ZM244 118V119H245ZM252 118V117H251ZM23 119V118H22ZM56 119V118H55ZM86 119H87V117H86ZM117 119V118H116ZM129 119V118H128ZM131 119H132V117H131ZM139 119V118H138ZM141 119V120H142ZM160 119H161V117H160ZM159 118L157 119V120H160ZM178 119V118H177ZM177 119H175V120H177ZM185 119V120H186ZM219 119V118H218ZM236 119V118H235ZM234 119V120H235ZM40 120V119H39ZM51 120V119H50ZM66 120V119H65ZM120 120H121V118H120ZM174 120V119H173ZM195 120H197V119H195ZM226 120H227V118H226ZM229 120V119H228ZM238 120V119H237ZM256 120V119H255ZM5 121V120H4ZM15 120H13V122H14ZM37 121V120H36ZM62 121V120H61ZM87 121V120H86ZM105 121V120H104ZM108 121H109V119H108ZM146 121V120H145ZM181 121V120H180ZM215 121V120H214ZM239 121V120H238ZM2 122H3V119H2ZM2 122H1V124H2ZM7 121H5V123H6ZM26 122V121H25ZM32 122V121H31ZM40 122V121H39ZM111 122V121H110ZM147 122H148V120H147ZM151 122H152V120H151ZM150 122V123H151ZM155 122V121H154ZM154 122H152V123H154ZM159 122V121H158ZM161 122V121H160ZM197 122H198V120H197ZM234 122V121H233ZM231 123V126L233 127V125L232 124H234V123ZM236 122V121H235ZM240 122V121H239ZM242 122L243 121H241V124H242ZM255 122V121H254ZM23 123V122H22ZM114 123V122H113ZM137 123H138V121H137ZM149 123V122H148ZM176 123H177V121H176ZM191 124L192 125V123L191 122H188V124ZM196 123V122H195ZM213 123V122H212ZM221 123V122H220ZM244 123V122H243ZM249 123V122H248ZM7 124V123H6ZM9 124V123H8ZM31 124V123H30ZM50 124H51V122H50ZM95 124V123H94ZM106 124V123H105ZM127 124V123H126ZM125 124V125H126ZM132 124V123H131ZM136 123H134V125H135ZM175 123H173V125L172 126H175L174 125ZM185 124V123H184ZM225 124V123H224ZM223 124V125H224ZM240 124V123H239ZM17 125V124H16ZM41 125V124H40ZM40 125H38V126H40ZM54 125V124H53ZM64 125V124H63ZM91 125V124H90ZM109 125V124H108ZM150 125V124H149ZM186 125H187V122H186ZM198 125V124H197ZM212 125V124H211ZM220 125V124H219ZM243 126H245L246 127V122H245V125L244 124H242ZM2 126H4V124H2ZM12 126V125H11ZM14 126V125H13ZM12 126V127H13ZM95 126V125H94ZM133 126V125H132ZM217 126V125H216ZM222 126V125H221ZM230 126V125H229ZM243 126H241V127H243ZM257 126V125H256ZM6 127H8V126H6ZM62 127V126H61ZM66 127V126H65ZM69 127V126H68ZM86 127V126H85ZM131 127V126H130ZM136 127V126H135ZM162 127V128H161ZM190 127V128H189ZM193 127V126H192ZM219 127V126H218ZM20 128H23V127H20ZM57 127H55V129H56ZM96 128V127H95ZM144 128V127H143ZM210 128H212V129H210ZM220 128V127H219ZM224 128V127H223ZM226 128V127H225ZM225 128H224V130H225ZM6 129V128H5ZM13 129V128H12ZM16 128H14V130H15ZM142 129V128H141ZM140 129V130H141ZM152 129V128H151ZM154 129V128H153ZM153 129H152V131H153ZM155 129H154V131H155ZM178 130L179 132H180V134L179 135H176V134H173L172 132H171V130ZM210 129V130H209ZM214 129H213V131H214ZM221 129H222V127H221ZM234 129H235V127H234ZM4 130V129H3ZM18 130V129H17ZM75 130V129H74ZM87 130V129H86ZM91 130V129H90ZM128 130V129H127ZM135 130V129H134ZM191 130V131H190ZM227 130V129H226ZM260 130V129H259ZM2 131V130H1ZM0 131V132H1ZM6 132H7V130H5ZM20 131V130H19ZM18 131V132H19ZM30 131V130H29ZM38 131V130H37ZM41 131V130H40ZM82 131V130H81ZM113 131V130H112ZM147 131V130H146ZM151 130L150 131H148L149 132V134H151L150 132H152ZM168 131V132H167ZM253 131V130H252ZM3 132V131H2ZM13 132H16V131H13ZM31 132V131H30ZM39 132V131H38ZM86 132V131H85ZM143 132V131H142ZM157 132H156V134H157ZM167 132V133H166ZM222 132V131H221ZM238 132H239V129H238ZM11 133V132H10ZM17 133V132H16ZM116 133V132H115ZM128 133V132H127ZM137 133H138V131H137ZM153 133H155V132H153ZM229 134H230V132H228ZM231 133H233V131L231 132ZM251 133V132H250ZM259 133H261V132H259ZM263 133H264V131H263ZM8 134V133H7ZM6 134V135H7ZM20 134V133H19ZM24 134V133H23ZM41 134V133H40ZM43 134V133H42ZM87 134H89V133H87ZM121 134V133H120ZM135 134V133H134ZM139 134V133H138ZM210 134V133H209ZM214 134V133H213ZM222 134V133H221ZM226 134H227V132H226ZM228 134V135H229ZM239 134V133H238ZM246 134V133H245ZM247 134H249V133H247ZM1 135V134H0ZM3 135H4V133H3ZM29 135H31V134H29ZM33 135V134H32ZM58 135V134H57ZM148 135V134H147ZM152 135V137H154L153 136V134H151ZM165 135V136H164ZM215 135V134H214ZM225 135V134H224ZM232 135V134H231ZM7 136H9V135H7ZM11 136V135H10ZM13 136V135H12ZM11 136V137H12ZM17 136V135H16ZM28 136V135H27ZM35 136V135H34ZM95 136V135H94ZM146 135L144 134V137H145ZM148 136H150V135H148ZM156 136V135H155ZM159 136V135H158ZM164 136V137H163ZM206 136H208V135H206ZM216 136V135H215ZM218 136H221V135H218ZM243 136V135H242ZM0 137H2V136H0ZM36 137H37V135H36ZM120 137H122V136H120ZM130 138H132L131 136H129ZM147 137V136H146ZM151 137V138H152ZM157 137V136H156ZM4 138V137H3ZM38 138V137H37ZM67 138V137H66ZM137 138V137H136ZM148 138H150V137H148ZM158 138V137H157ZM243 138L245 139V137L243 136ZM243 138H242V140L240 139H237V138H235L234 136H229V140H228V143H226V144H228V146H229V148H230V151H231V158L233 157V156H236V154L238 153V151H240V150H242V152H243V156H242V163L240 164L242 167H243V169L244 170H246L249 174H250V177H251V179H252V186L253 187H255V188H258L259 190H260V192H261V194L262 193H264V167H262L261 168V166H259V164H257V162H255V160L257 159L258 160V156H256L257 158H255V156H253L254 154H253V152L252 153H250V149H251V147L250 146H252L253 145V147H254V145L255 144H257L258 142H259V144H261V143H263V145H264V140L263 139H261L260 137H259V135H257L255 132H253V133H251V134H249V136H248V138L250 139V143H251V140L252 141H254L255 142V144L253 143L252 145L250 144V145H248V142H249V140L247 139V137H246V139L245 140H248L246 143H247V145H246V143L244 144V141H243ZM1 139V138H0ZM13 139V138H12ZM224 139H226V138H224ZM8 140V139H7ZM9 140H11L10 139V137H9ZM126 140H127V138H126ZM134 140V139H133ZM136 140H138V139H136ZM148 141H146L147 143L149 142V140H152V139H147ZM206 140V141H205ZM95 141V140H94ZM144 141H145V139H144ZM212 141H214V140H212ZM0 142H2V139L0 140ZM3 142H5V141H3ZM2 142V143H3ZM11 142V141H10ZM20 142H21V140H20ZM31 142V141H30ZM62 142V141H61ZM74 142V141H73ZM123 142V141H122ZM129 142H130V140H129ZM132 142V141H131ZM140 142V141H139ZM0 143V145H4L5 143ZM28 143V142H27ZM154 143V142H153ZM152 143V144H153ZM156 143V142H155ZM216 142H214V144H215ZM22 143H20V145H21ZM103 144V143H102ZM101 144V145H102ZM116 144V143H115ZM120 144V143H119ZM136 144V143H135ZM141 144V143H140ZM149 144H150V142H149ZM152 144H150V145H152ZM156 144H158V143H156ZM222 143H220V144H217V145H221ZM226 144H225V146H226ZM259 144H257V145H259ZM10 145V144H9ZM8 145V146H9ZM12 145L14 146V144L12 143ZM23 145V144H22ZM25 145V144H24ZM30 145V144H29ZM68 145V144H67ZM72 145V144H71ZM93 145V144H92ZM110 145V144H109ZM118 145V144H117ZM137 145H138V143H137ZM155 145V144H154ZM154 145H153V147H154ZM210 145H211V143H210ZM262 145V144H261ZM262 145V146H263ZM2 146H0L1 148H0V191H2L3 193H4V199L6 198V197H8V198H6L5 200H7L8 199V201H11V202H13V206L10 204L9 205V202L7 201V204H8V206H5L4 204H6V203H4L3 202V200H1V198H3V196H1L0 197V264H42L43 262H44V260L45 259H41L40 260V258L42 257V255H41V257H39L40 255L39 254H37L38 252L37 251H41L40 249L39 250H36V252H35V256L32 254L33 252L31 251V249H29V248H33L34 249V247H32V243H30V244H27V241L29 242V240H27V239H29V238H31V240L32 239H35V240H39V239H41L40 241H43V242H41V249L42 248H44V246L42 247V244L43 245H45L46 244V246H48V248H47V250L48 249H50V250H48V252L50 251V256L53 254L54 256H55V258H52V259H58L59 260V262H60V264H78V261H79V257L76 255V249H77V241L79 242V245H82L83 247H85V248H87V247H92V248H99V247H101V246H103V245H108V246H110V247H112L113 248V252L110 254V256H111V261H112V264H135V262H138V264H140L139 262H141L140 260V258L139 257H137L138 256V254L141 252V251H144V250H142V245H143V248L145 249V247H144V244L143 243H145V242H143V235H144V232L145 231H147L145 234H148V231L150 230V229H152V228H150V227H148V228H150V229H148L147 230V226H146V218L147 217H145L146 215H149L150 214V212H152V209L147 205V204H142V201L140 202V198H138L137 196H134V195H131L130 193H129V195L127 194V195H121V194H123V193H121V194H119L118 192V195H121V196H119V197H111L112 199H109V200H107L106 199V201L105 202H103V204H101L102 202H98V203H100V204H98V206L99 207H101V209H102V212L103 213H107V219L105 220L104 219V217L106 216L105 214V216L103 215V214H100V216H104L103 217V219L104 220H102L103 222V225H107V223L109 224V223H111V221L112 222H115V223H117V224H115V225H118V222H119V220L121 221V229H119L118 231L117 230H114L113 228H115V226H111L110 228L108 227V226H106L105 227V233L103 232V235H101L100 237H98V239H96L95 238V235H93V232H91V230L89 231V232H87L88 231V229H87V231H85V229H83V226H81V225H84V224H82L83 222H85L86 220L84 219V217H83V219L85 220V221H81L82 223L80 224V222H79V226L78 225H72V224H75V223H73L75 220H73V222L71 221V223L72 224H70V221H68L67 223H65L64 222V226L62 225V224H60L59 222H57V223H59L58 225L56 224V223H54L53 224V216H55V215H53L54 213V209H53V207L52 208H50L49 206H50V204H51V206H52V204H53V200H52V202L50 201V200H48V202H51L49 205H48V207L47 208H49L50 209V211H47V210H45L46 212H43V211H41V212H39L38 211V209H39V206H41V205H39V203H41L42 201H44V200H42L41 202H39L38 200V203H37V201L35 202V200L37 199V198H39L38 197V195H40V194H36L37 196L35 197V199H34V202L35 203H37L38 204V208L35 206V203L33 202V199H31L32 198V196H33V192H32V190H33V188H32V190L30 191V192H28V193H32L30 196L27 194V191H28V189L25 187L26 185H27V183H28V181L26 182V185H25V183L23 184V182H21L23 179H20L19 178V174H21V173H18L17 174V166H19V164L18 163H16V165H15V167L13 166L14 164H15V162H16V159H18L16 156V159H15V161H14V156H12V153H13V151H12V153H10L11 151H9L8 149H10V147L8 148L7 147V144H6V147H4V148H2ZM17 146V145H16ZM157 146H159V145H157ZM223 146V145H222ZM250 147V149H249V147ZM22 147H24V146H22ZM67 147V146H66ZM111 147V146H110ZM127 147V146H126ZM129 147V146H128ZM146 147H147V145H146ZM149 147V146H148ZM156 147V146H155ZM203 147V149H204V153H206L205 152V148ZM213 147V146H212ZM217 147V149L219 148V149H221V147H219V146H216ZM227 147V146H226ZM5 148H7L6 150H5ZM12 148V147H11ZM17 148V147H16ZM31 148V147H30ZM73 148V147H72ZM88 148V147H87ZM92 148V147H91ZM104 148V147H103ZM142 148H143V146H142ZM150 148V147H149ZM157 148L158 147H156V150H157ZM211 148V147H210ZM210 148H208L209 150H210ZM257 147L255 146V149H256ZM263 148H264V146H263ZM23 149V148H22ZM83 149V148H82ZM117 149V148H116ZM135 149H137V148H135ZM146 149H148V148H146ZM152 149V152L154 153V151H156V150H154L153 151V149L154 148H151ZM215 149V148H214ZM223 149V148H222ZM221 149V150H222ZM227 149V148H226ZM253 149V148H252ZM251 149V150H252ZM261 150H262V147L260 148ZM11 150V149H10ZM13 150V149H12ZM30 150V149H29ZM74 150H75V148H74ZM139 150H140V148H139ZM144 150V149H143ZM150 150V149H149ZM213 150V148L211 149V151ZM25 151V150H24ZM69 151V150H68ZM84 151V150H83ZM158 151V152H159ZM193 151H194V153H193ZM214 151V150H213ZM213 151H212V153H213ZM229 151V149H227V152ZM254 151V150H253ZM264 151V150H263ZM262 151V152H263ZM14 152H15V150H14ZM26 152H28V151H26ZM129 152V151H128ZM149 152V151H148ZM151 152V151H150ZM151 152V153H152ZM192 152V153H191ZM202 152V153H203ZM216 152V151H215ZM221 152V151H220ZM219 152V154H221ZM241 152V151H240ZM239 152V153H240ZM255 152V151H254ZM19 153V152H18ZM93 153V152H92ZM100 153V152H99ZM136 153V152H135ZM165 153H164V155H165ZM168 153H170L169 155H168ZM189 153H191V154H189ZM225 153V152H224ZM238 153V154H239ZM259 154H261L260 152H258ZM53 154V153H52ZM90 154V153H89ZM127 154V153H126ZM129 154V153H128ZM145 154V153H144ZM150 154V153H149ZM161 154H163V153H161ZM195 154H197V153H195ZM229 154V153H228ZM238 154H237V156H238ZM21 155V154H20ZM38 155V154H37ZM91 155V154H90ZM93 155V154H92ZM103 155V154H102ZM136 155H137V153H136ZM135 155V156H136ZM147 155V154H146ZM154 155V154H153ZM152 155V156H153ZM207 155H211V153H210V151L209 152H207L206 153V155H204V156H207ZM217 155L218 154H216V158H217ZM241 155V154H240ZM257 155V154H256ZM19 156V155H18ZM97 156V155H96ZM150 156V155H149ZM148 156V157H149ZM151 156V158H153V159H155V158H157L156 159V161H158V158H163V157H159V155L157 156V157H152ZM155 156V155H154ZM160 156H162V155H160ZM189 156L191 157L190 159H189ZM197 156V155H196ZM212 156V155H211ZM211 156H209V157H211ZM225 156V155H224ZM11 157H13V158H11ZM27 157V156H26ZM30 157V156H29ZM28 157V158H29ZM48 157H50V156H48ZM89 157V156H88ZM112 157V156H111ZM114 157V156H113ZM124 157V156H123ZM129 157V156H128ZM180 157H182V156H180ZM179 157V158H180ZM186 157V156H185ZM184 157V158H185ZM202 157V156H201ZM241 157V156H240ZM34 158V157H33ZM69 158V157H68ZM138 158V157H137ZM136 158V159H137ZM150 158V157H149ZM198 158H199V153H198ZM208 158V157H207ZM214 158V157H213ZM235 158V157H234ZM233 158V159H234ZM262 158V157H261ZM260 158V159H261ZM10 159H13V161H12V163H8V166L9 167H7L6 166V163H7V161L6 160H8V162H9V160ZM31 159V158H30ZM86 159V158H85ZM141 159V158H140ZM145 159V158H144ZM164 159V158H163ZM162 159V160H163ZM165 159H166V157H165ZM194 159V158H193ZM200 159V158H199ZM205 159H206V157H205ZM211 159V158H210ZM210 159H208L209 161H210ZM223 159V158H222ZM225 159H226V156H225ZM225 159H224V162H226L227 163V161H225ZM236 159V158H235ZM234 159V160H235ZM6 161V162H3V161ZM25 160V159H24ZM37 160V159H36ZM82 160V159H81ZM84 160V159H83ZM152 160V159H151ZM160 160V159H159ZM175 160V161H174ZM195 160V159H194ZM194 160H192V161H194ZM216 160V159H215ZM214 160V161H215ZM219 160V159H218ZM218 160H216L215 161V163L218 161ZM229 160V159H228ZM237 160H238V157H237ZM237 160H235V161H237ZM240 160V159H239ZM262 160V159H261ZM28 161V160H27ZM120 161V160H119ZM125 161V160H124ZM154 161V160H153ZM185 164L186 163H188L189 164V162L187 161L186 162V158H185ZM184 161H183V163H184ZM196 161H198L197 160V158H196ZM221 162H222V160H220ZM220 161H218V162H220ZM234 161V162H235ZM11 162V161H10ZM83 162V161H82ZM129 162V161H128ZM139 162V161H138ZM158 162H160L161 163V161H158ZM158 162H156V163H158ZM163 162H168V161H163ZM191 162V161H190ZM217 162V163H218ZM241 162V161H240ZM261 162V161H260ZM3 163H5V165H2ZM23 163V162H22ZM27 163V162H26ZM35 163V162H34ZM149 163V162H148ZM154 163H155V161H154ZM155 163V164H156ZM160 163L158 164L159 166H160ZM170 163V162H169ZM182 162H179V164H181ZM194 163V162H193ZM196 163V162H195ZM198 163L200 164V162L198 161ZM203 163H204V161H203ZM209 163L210 162H208V165H209ZM214 163V164H215ZM216 163V164H217ZM229 163V162H228ZM233 163V162H232ZM13 164V165H12ZM31 164V163H30ZM30 164L28 165L29 167H30ZM39 164V163H38ZM155 164H153V165H151V166H154ZM165 164V163H164ZM162 165V163H161V165L162 166H166V165H168L167 163H166V165ZM192 164V163H191ZM190 164V165H191ZM205 164V163H204ZM221 164V163H220ZM219 164V165H220ZM223 164V163H222ZM221 164V166H223ZM261 165H262V162L260 163ZM22 165H24V164H22ZM34 165H36V164H34ZM44 165V164H43ZM128 165V164H127ZM139 165V164H138ZM170 165V164H169ZM168 165V166H169ZM192 165H194V164H192ZM212 165V164H211ZM210 165V167H212ZM226 165H230V163L229 164H226ZM264 165V164H263ZM27 166V167H28ZM31 166H33V161H32V165ZM148 166V165H147ZM179 166V165H178ZM178 166H176V168L178 167ZM189 165H187L186 167H182V166H180V168H182V172H184V170H186L185 168H187ZM195 166H197L196 164H195ZM214 166H216V165H214ZM224 166H225V164H224ZM223 166V167H224ZM127 167V166H126ZM140 167V166H139ZM145 167V166H144ZM143 167V168H144ZM149 167H150V165H149ZM156 167V166H155ZM158 167V166H157ZM170 168H171V165L169 166ZM190 167V166H189ZM201 167V166H200ZM200 167H197V168H200ZM202 167H203V169L205 168L204 167V165L202 164ZM202 167H201V169L200 170H202ZM219 166H217L216 167V172H217V174H218V171H219V169L221 170V168H218ZM223 167H222V170L224 171V169H223ZM232 167H234L233 165H232ZM19 168V167H18ZM21 168V167H20ZM33 168V167H32ZM86 168V167H85ZM159 168V167H158ZM163 168V167H162ZM161 168V169H162ZM167 168V167H166ZM197 168H195L194 167V169H197ZM227 168H229L230 169V167L228 166ZM24 169H26V167L24 168ZM23 169V170H24ZM28 169H30L31 170V168H28ZM34 169V168H33ZM32 169V170H33ZM40 169V168H39ZM87 169V168H86ZM145 169V168H144ZM165 169V168H164ZM173 169V168H172ZM184 169V170H183ZM192 169H193V167H192ZM193 169V170H194ZM206 169V168H205ZM214 169L215 168H213L212 170L214 171ZM226 169V168H225ZM229 169H227V171L229 170ZM242 169V168H241ZM20 170H22V168L20 169ZM22 170V171H23ZM82 170V169H81ZM159 170V169H158ZM178 170V169H177ZM177 170H175V171H177ZM191 170V169H190ZM192 170V171H193ZM218 170V171H217ZM25 171V170H24ZM29 171V170H28ZM98 171V170H97ZM107 171V170H106ZM111 171V170H110ZM173 171H174V169H173ZM179 171H180V169H179ZM197 171H199V169L197 170ZM204 171V170H203ZM223 171L221 172V171H219V172H221V175H222V173H223ZM19 172V171H18ZM21 172V171H20ZM25 172H27V171H25ZM41 172V171H40ZM39 172V173H40ZM141 172V171H140ZM156 172V171H155ZM158 172V171H157ZM165 172V171H164ZM164 172H162L161 174H165ZM195 172H196V170H195ZM193 173V174H196V173ZM202 172V171H201ZM201 172H199V173H201ZM205 172V174L208 176V173L207 172H209V171H204ZM215 172V173H216ZM225 172H226V170H225ZM229 172H231V169L228 171V172H226V174L227 173H229ZM238 172V171H237ZM31 173V172H30ZM36 173V172H35ZM54 173V172H53ZM110 173V172H109ZM136 173V172H135ZM151 173V172H150ZM167 173V172H166ZM169 173H171V171H169ZM198 173V174H199ZM210 173V172H209ZM246 173V172H245ZM244 173V174H245ZM247 173V174H248ZM4 174V175H3ZM49 174V173H48ZM84 174V173H83ZM113 174V173H112ZM153 174V173H152ZM160 174V173H159ZM160 174V175H161ZM173 174V173H172ZM186 174H188V173H186ZM202 174V173H201ZM205 174H202V175H205ZM225 174V173H224ZM231 174V173H230ZM230 174H228L227 176H229ZM238 174V173H237ZM248 174V175H249ZM6 175V176H5ZM18 175V176H17ZM22 176H21V178L22 177H24L25 175H27L26 173L23 175V173L21 174ZM29 175V174H28ZM34 175V174H33ZM37 175V174H36ZM43 175V174H42ZM41 175V178L43 177ZM45 175V174H44ZM49 175H51V174H49ZM56 175V174H55ZM110 175V174H109ZM168 175V174H167ZM180 174L178 173V176H179ZM189 175H192V174H189ZM210 175V174H209ZM219 175V174H218ZM235 175V174H234ZM31 176V175H30ZM39 176H40V174H39ZM47 176V175H46ZM172 176V175H171ZM176 176V175H175ZM178 176H176V177H178ZM180 176H182V173H181V175ZM188 176V175H187ZM193 176V175H192ZM198 176V175H197ZM201 176V175H200ZM207 176H204V177H206V179H208L207 178ZM215 176H216V174H215ZM239 176V175H238ZM35 177V176H34ZM141 177V176H140ZM146 177H147V175H146ZM168 177H169V175H168ZM167 177V178H168ZM175 177V178H176ZM184 178H185V176H183ZM183 177H182V179H183ZM191 177V176H190ZM199 177V176H198ZM210 177V176H209ZM212 177V176H211ZM218 177V176H217ZM220 177V176H219ZM225 177H226V175H225ZM230 177H231V175H230ZM233 177V176H232ZM242 177V176H241ZM249 177V178H250ZM3 178H5V179H3ZM29 178V177H28ZM40 178V179H41ZM66 178V177H65ZM123 178V177H122ZM131 178V177H130ZM138 178V177H137ZM144 178V177H143ZM172 178V180H173V177H171ZM171 178L169 177L168 178V181L170 180L171 181ZM188 178V177H187ZM187 178H186V180H187ZM203 178V177H202ZM201 178V179H202ZM226 178H228V177H226ZM226 178H224V179H226ZM243 178H245V177H243ZM2 179L3 180H5V181H2ZM33 179V178H32ZM39 179V180H40ZM43 179H45V178H43ZM98 179V178H97ZM147 179V178H146ZM161 179V178H160ZM178 178H176L175 180H177ZM179 179H180V177H179ZM194 179L195 180H197L195 177H194ZM205 179V178H204ZM221 179V178H220ZM219 179V180H220ZM224 179H223V181H224ZM236 179V178H235ZM21 180V181H20ZM35 180V179H34ZM32 181L31 180V182H35V181ZM37 180V179H36ZM47 180V179H46ZM50 180V179H49ZM48 180V181H49ZM88 180V179H87ZM90 180V179H89ZM123 180V179H122ZM134 180V179H133ZM181 180V179H180ZM189 180H191V179H189ZM188 180V182L187 183H189L190 181ZM195 180L194 181H192L193 183H195ZM198 180L199 181H197V182H199L200 183V179L198 178ZM212 180V179H211ZM211 180H207V181H211ZM215 180V179H214ZM237 180V179H236ZM239 180V179H238ZM250 180V179H249ZM24 182H25V180H23ZM30 181V180H29ZM79 181V180H78ZM100 181V180H99ZM119 181V180H118ZM131 181V180H130ZM142 181V180H141ZM140 181V182H141ZM155 181V180H154ZM164 181V180H163ZM169 181V182H170ZM182 181H184V180H182ZM204 181V180H203ZM202 181V182H203ZM206 180H205V183L207 182ZM218 181V180H217ZM229 181H230V178H229ZM232 181H235L234 179L232 180ZM231 181V182H232ZM240 181H241V179H240ZM240 181H239V183H240ZM251 181V180H250ZM98 182V181H97ZM103 182V181H102ZM121 182V181H120ZM143 182V181H142ZM196 182V183H197ZM215 182V181H214ZM228 182V181H227ZM226 182V180H225V182L224 183H226V184H228L227 186H229V184H230V182H228L227 183ZM36 183V182H35ZM77 183V182H76ZM101 183V182H100ZM108 183V182H107ZM139 183V182H138ZM179 183H181V182H178V184ZM184 183V182H183ZM183 183H182V186H183ZM186 183V182H185ZM210 184L212 183V182H209ZM233 183V182H232ZM237 183V182H236ZM39 184V183H38ZM37 183H36V186L38 185ZM43 184V183H42ZM50 184V183H49ZM103 184V183H102ZM105 184V183H104ZM176 184V183H175ZM177 184V186H179ZM226 184H225V186H226ZM242 184V183H241ZM246 183L244 182V185H245ZM28 185H30V184H28ZM27 185V186H28ZM43 185H46V184H43ZM42 185V186H43ZM53 184H51V186H52ZM77 185V184H76ZM111 185V184H110ZM117 185V184H116ZM121 185V184H120ZM119 185V186H120ZM153 185V184H152ZM161 186H162V184H160ZM163 185H164V183H163ZM168 185V184H167ZM166 185V186H167ZM174 184H172V186H173ZM181 185V184H180ZM187 185H189V184H187ZM186 185V186H187ZM190 185H194V184H190ZM206 185H208L207 183H206ZM224 185V184H223ZM233 185H235V183L233 184ZM237 185V184H236ZM239 185V184H238ZM238 185H237V188H238ZM247 185V184H246ZM251 185H249V183H248V186H251ZM33 186H34V184H33ZM42 186H37V187H39V188H41ZM47 186H49V185H46L45 186V188H44V186H43V188H44V191H43V188H42V191L43 192H45V189H46V191L48 192V194L49 193H51V195H49V196H55V194H53V192L54 191H52L51 189H52V187L53 188H55L54 186L55 185H53L52 187H51V189H49V188H47ZM103 186V185H102ZM134 186V185H133ZM202 186V184H199V187H201ZM209 186V185H208ZM208 186H206V187H208ZM231 186V185H230ZM229 186V187H230ZM30 187H28V188H30ZM95 187V186H94ZM100 187V186H99ZM180 187V186H179ZM179 187H177L176 189H179ZM184 187V186H183ZM183 187H180V188H183ZM194 187V186H193ZM196 187H197V185H196ZM216 187H219V186H216ZM235 187V186H234ZM233 187V188H234ZM242 187V186H241ZM240 186H239V189L241 188ZM244 187V186H243ZM253 187H250V190L253 188ZM35 188V187H34ZM38 188V189H39ZM107 188V187H106ZM105 188V189H106ZM120 188H122V186L120 187ZM129 188V187H128ZM154 188H156V187H154ZM160 189H161V187H159ZM166 188V187H165ZM169 188H171V186L169 185ZM173 188V187H172ZM185 188V187H184ZM186 188H189V187H186ZM198 188V187H197ZM197 188H195L196 190H197ZM225 188H227V187H225ZM233 188H232V186H231V189L233 190ZM236 188V189H237ZM246 188V187H245ZM27 189V190H26ZM37 189V188H36ZM35 189V190H36ZM105 189H103V192H104V190ZM162 189H164V187L162 188ZM191 189V188H190ZM194 189V188H193ZM201 189V188H200ZM199 188H198V191L200 190ZM204 189V188H203ZM219 189V188H218ZM230 189V188H229ZM230 189V190H231ZM257 189V190H258ZM54 190H56V188L54 189ZM67 190V189H66ZM66 190H64V191H66ZM83 190V189H82ZM87 190V189H86ZM107 190V189H106ZM111 190V189H110ZM124 190H125V188H124ZM135 190V189H134ZM167 190H170V189H167ZM185 190V189H184ZM206 190H208L207 188H206ZM215 190H217V189H215ZM228 190V189H227ZM246 190H248V191H250L249 189H246ZM246 190L244 191L246 194H247V196L249 195V193H248V191L246 192ZM253 191H254V188L252 189ZM258 190V191H259ZM37 192H38V190H36ZM40 191H41V189H40ZM58 191V190H57ZM78 191V190H77ZM80 191V190H79ZM119 191V190H118ZM123 191V190H122ZM128 191V190H127ZM126 191V192H127ZM179 191V190H178ZM187 192H190V191H188V190H186ZM202 191V190H201ZM204 191H205V189H204ZM214 191V190H213ZM237 191V190H236ZM239 191H242V188L239 190ZM256 191V190H255ZM255 191H254V193H255ZM35 192V191H34ZM42 192V193H43ZM75 192V191H74ZM93 192V191H92ZM114 192V191H113ZM128 192H131V189H130V191H128ZM171 192V191H170ZM184 192V191H183ZM197 192V191H196ZM200 192V191H199ZM219 192V191H218ZM217 192V193H218ZM222 192H224V191H222ZM233 192V191H232ZM243 192V193H244ZM1 193V192H0ZM2 193V194H3ZM41 193V192H40ZM90 193V192H89ZM94 193V192H93ZM102 193V192H101ZM107 193V192H106ZM108 193H111V191L110 192H108ZM116 193V194H117ZM146 193V192H145ZM180 193V192H179ZM195 193V192H194ZM210 193H212V192H210ZM215 193V192H214ZM234 194L235 193H238V191L237 192H235V189H234V192H233ZM2 194H0V195H2ZM34 194V195H35ZM48 194L46 193V195L48 196ZM103 194V193H102ZM124 194H125V192H124ZM134 194V193H133ZM141 194H143V193H141ZM151 194V193H150ZM166 194V193H165ZM164 194V195H165ZM170 194V193H169ZM181 194V193H180ZM190 194L191 195H193L191 192H190ZM224 193H222V195H223ZM239 194V193H238ZM237 194V195H238ZM240 194H242V192L240 193ZM257 194V193H256ZM6 195V196H5ZM45 194H43V196H44ZM56 195H58V194H56ZM60 195V194H59ZM92 195V194H91ZM94 195V194H93ZM92 195V196H93ZM95 195H96V193H95ZM99 195V194H98ZM98 195H97V197H98ZM108 195V194H107ZM115 195V194H114ZM149 195V194H148ZM158 195V194H157ZM211 195V194H210ZM217 195V194H216ZM227 195V194H226ZM225 195V196H226ZM236 195V194H235ZM251 195V194H250ZM254 195V194H253ZM260 195V194H259ZM62 196V195H61ZM71 196V195H70ZM75 196V195H74ZM111 196V195H110ZM180 196V200L182 201V200H188V199H186L187 197H184V196H182L183 198H185V199H183V198H181V195H179ZM178 196V197H179ZM219 196L220 195H217V197L219 198ZM242 196L243 195H241V198H242ZM252 196V195H251ZM250 196V199L252 198ZM257 196V195H256ZM264 196V195H263ZM40 197H41V195H40ZM58 197V196H57ZM67 197H68V195H67ZM97 197H96V199H97ZM102 197V196H101ZM108 197H109V195H108ZM140 197V196H139ZM144 197V196H143ZM148 196H146V198H147ZM152 197V196H151ZM158 197V196H157ZM171 197H172V194H171ZM176 197V196H175ZM195 198H196V196H194ZM193 197V198H194ZM213 197V196H212ZM223 197V196H222ZM236 197V196H235ZM234 197V198H235ZM240 197V196H239ZM245 197V198H244ZM244 199H246V198H248V197H246L245 195H244ZM254 197V196H253ZM262 197V196H261ZM49 198V197H48ZM52 198V197H51ZM50 198V199H51ZM83 198V197H82ZM81 198V199H82ZM92 198V197H91ZM99 198V197H98ZM105 198V197H104ZM163 198V197H162ZM169 198V197H168ZM214 198V197H213ZM225 198V197H224ZM242 198V199H243ZM260 198V197H259ZM40 199H42V198H40ZM47 199V198H46ZM87 199V198H86ZM85 199V200H86ZM88 199H90V198H88ZM95 199V198H94ZM166 199H167V196H166ZM227 199H228V197H227ZM254 199L256 200V197H254ZM258 199V198H257ZM262 199H264V198H262ZM261 199V202L263 201ZM4 200V201H5ZM92 202H94L92 199H90ZM89 200V201H90ZM103 200V199H102ZM146 200H148V199H146ZM149 200H151V199H149ZM173 200V199H172ZM217 200V199H216ZM224 200V199H223ZM229 200V199H228ZM237 200V199H236ZM54 201H55V203H56V201H57V198L55 197V199H54ZM61 201V200H60ZM166 201V200H165ZM168 201V200H167ZM170 201V200H169ZM185 201V202H186ZM191 201H192V199H191ZM201 201V200H200ZM212 201V200H211ZM224 201H226V200H224ZM233 201V200H232ZM232 201H230V202H232ZM238 201V200H237ZM247 201V200H246ZM252 201H253V199H252ZM257 201V200H256ZM45 202H47V200L46 201H44V204L47 206V203H45ZM57 202H59V200L57 201ZM63 202V201H62ZM86 202H88V200L86 201ZM96 202V201H95ZM148 202V201H147ZM171 202V201H170ZM183 202V201H182ZM189 201H187V203H188ZM198 202V201H197ZM213 202V201H212ZM220 202H222V201H220ZM230 202H227V203H229L230 204ZM234 202V201H233ZM241 202H244V207H246L247 208V204H246V202L245 201H243V200H241ZM249 202H250V200H249ZM249 202H247V203H249ZM260 202V203H261ZM54 203V204H55ZM59 203H61V202H59ZM160 203H161V201H160ZM169 203V202H168ZM184 203V202H183ZM194 204V203H196V202H191L190 204ZM202 203V202H201ZM237 203V202H236ZM253 205L254 204H256V202H251ZM259 202H257V204H258ZM259 203V204H260ZM6 204V205H7ZM36 204V205H37ZM42 205V207H40V209L42 208H44L43 206H45V205ZM62 204V203H61ZM61 204L59 205V207L61 206ZM79 204V203H78ZM82 204V203H81ZM88 204V203H87ZM95 204V203H94ZM150 204V203H149ZM170 204V203H169ZM180 204V203H179ZM186 204V203H185ZM208 204H209V201H208ZM240 204V203H239ZM256 204V205H257ZM258 204V205H259ZM63 205V204H62ZM88 205H91L92 206V204L91 203H89ZM195 205V204H194ZM212 205V204H211ZM234 205V204H233ZM237 205V204H236ZM241 206L240 207H243L242 205L243 204H240ZM256 205H254L255 207H256ZM262 205V204H261ZM260 205V206H261ZM9 206H11V207H13L12 209L13 210H11V208L9 209ZM45 206V207H46ZM56 206H58L57 205V203H56ZM56 206H54V208L56 207ZM72 206V205H71ZM83 206V205H82ZM95 206H96V204H95ZM152 206H153V204H152ZM171 206V205H170ZM184 206V205H183ZM189 206V205H188ZM192 206V205H191ZM206 206V205H205ZM208 206V205H207ZM206 206V207H207ZM210 206V205H209ZM220 206V205H219ZM228 206V205H227ZM238 206V205H237ZM249 206V205H248ZM250 206H251V204H250ZM253 206V207H254ZM264 206V205H263ZM263 206L262 207H260L261 209L263 208ZM7 207V208H6ZM87 207V206H86ZM89 208H90V206H88ZM87 207V208H88ZM155 207V206H154ZM153 207V208H154ZM161 207V206H160ZM165 207V206H164ZM173 207H175V206H172V208ZM177 207V206H176ZM187 207V206H186ZM214 207V206H213ZM229 207V206H228ZM253 207L250 209V210H252L253 209ZM259 207V206H258ZM60 208H62V207H60ZM60 208H59V210H60ZM63 208H65L66 209V207H64L63 206ZM93 208H95V207H93ZM157 208V207H156ZM190 208V207H189ZM205 208V207H204ZM221 208V207H220ZM234 208V207H233ZM237 208V207H236ZM232 209V210H235L234 212L233 211H231V213H235L236 211H237V209ZM39 209V210H40ZM51 209L52 210H54L53 212L51 211ZM55 209H58V208H55ZM91 209V208H90ZM101 209H100V211H101ZM182 209V208H181ZM228 209H230V208H228ZM240 209V208H239ZM255 209V208H254ZM257 209V208H256ZM255 209V210H256ZM261 209H257L258 211H260ZM59 210H57L58 212H56L55 211V213L57 214H59ZM69 210V209H68ZM89 210V209H88ZM87 210V211H88ZM156 210V209H155ZM163 210V209H162ZM172 210V209H171ZM178 210V209H177ZM213 210H215V209H213ZM220 210V209H219ZM241 210H243V209H241ZM255 210H252V211H255ZM65 211V210H64ZM66 211H67V209H66ZM86 211V212H87ZM89 211H91V212H93V210H89ZM88 211V212H89ZM98 211V210H97ZM96 211V212H97ZM183 211V210H182ZM193 211H194V209H193ZM192 211V212H193ZM240 211V210H239ZM244 211V210H243ZM51 212H52V215H51ZM63 212V211H62ZM250 212L251 211H248V213H249V215H251L250 214ZM261 212H263V211H260V212H257V214L258 213H260L261 214ZM69 212L67 211V213L66 214H68ZM74 213V212H73ZM95 213V212H94ZM101 213V212H100ZM154 213H158V212H155L154 211ZM226 213V212H225ZM228 213V212H227ZM230 213V212H229ZM245 213V212H244ZM244 213H240V212H238L237 214L238 215H240V214H244ZM19 214V215H18ZM57 214V215H58ZM65 214V215H66ZM71 214H72V212H71ZM71 214H69V215H71ZM92 214V213H91ZM177 214V213H176ZM189 214V213H188ZM197 214V213H196ZM211 214H212V212H211ZM59 215H61V213L59 214ZM74 215V214H73ZM88 215V214H87ZM94 214H92V216H93ZM95 215H97V213L95 214ZM94 215V216H95ZM158 215H160V214H158ZM174 215H175V213H174ZM199 215V214H198ZM230 215H232V214H229V216ZM235 214H233L232 216H231V218H233V216H234ZM248 215V214H247ZM248 215V216H249ZM256 215V213L254 214V216H252L251 215V217L249 216V218L250 219H253V221L255 220L256 222L257 221H259V224L256 226V224H253V222H251V220L250 219H248V220H250V222L253 224V226H251L248 222L249 221H247L246 222V218L247 217H245L244 219H242V223H243V225L244 226H242V228L241 229H243V227H245V225H250L249 227H250V230L249 231H251V234H252V238H253V233H255V235H257L256 236V238L258 237H260L261 236V234H263V233H261L260 232V229L262 228V226L260 225V224H264V217H263V214H261L259 217H257V216H255ZM18 216H19V219H18ZM75 216V215H74ZM73 216V218L75 219V217ZM79 216V215H78ZM78 216H76V217H78ZM90 216V215H89ZM151 216V215H150ZM154 216H156V214L154 215ZM200 216V215H199ZM243 216V215H242ZM241 216V218H243ZM57 217V216H56ZM56 217L54 218V219H56ZM61 217V216H60ZM65 217V216H64ZM70 217V220H72L71 218H72V215L71 216H69ZM85 217H87V216H85ZM91 217V216H90ZM99 217V216H98ZM98 217H96L95 219L96 220H100V219H98ZM168 217V216H167ZM167 217H166V219H167ZM175 217V216H174ZM185 217V216H184ZM201 217V216H200ZM225 217V216H224ZM254 217V218H253ZM257 217V218H256ZM20 218L22 219V220H20ZM58 218V217H57ZM68 218V217H67ZM67 218H65L66 220H67ZM89 218V217H88ZM162 218V217H161ZM182 218H183V215H182ZM215 218V217H214ZM218 218V217H217ZM220 218V217H219ZM222 218V217H221ZM228 218V217H227ZM236 218H240V216L239 217H235V218H233V219H231V220H233L234 221V219H236ZM63 220V218H59V220ZM82 219V218H81ZM158 219V218H157ZM171 219V218H170ZM258 219V220H257ZM19 221L20 220V222L21 223H24V225L22 224V225H18V226H20V228L23 226V227H26L25 229L27 230H25L26 231V236H24L23 235V237H24V239L25 240H23L22 238H21V236H19L20 234H19V232L21 233V231H22V229H23V227H22V229H21V231H19V229H17L18 230V234L16 233L17 232V230L14 228V227H18V226H13L12 224H15L14 222H16V221ZM65 220V221H66ZM69 220V219H68ZM90 220V219H89ZM186 220V219H185ZM202 220V219H201ZM203 220H205V219H203ZM223 220V219H222ZM17 221V222H18ZM23 221V222H22ZM56 221H57V219H56ZM64 221V220H63ZM76 221H79V220H76ZM209 221V220H208ZM224 221V220H223ZM222 221V222H223ZM227 221V220H226ZM237 221V220H236ZM17 222H16V224H17ZM55 222V221H54ZM89 222H91V221H89ZM99 222H101V221H99ZM160 222V221H159ZM182 222V221H181ZM180 222V223H181ZM201 223H202V221H200ZM199 222V223H200ZM211 222H213V221H211ZM221 222V223H222ZM228 222V221H227ZM261 222V223H260ZM19 223V222H18ZM62 223V222H61ZM87 223V222H86ZM86 223H85V226H86ZM93 223V222H92ZM165 223V222H164ZM195 223V222H194ZM198 223V222H197ZM198 223V224H199ZM208 223V222H207ZM215 223H216V221H215ZM230 223H232L233 224V222L231 221ZM229 223V224H230ZM246 223H248V224H246ZM20 224V223H19ZM56 224V225H55ZM111 224H113V223H111ZM120 224H119V226H120ZM150 224V223H149ZM152 224V223H151ZM162 224V223H161ZM182 224V223H181ZM180 224V225H181ZM204 224H205V222H204ZM213 224H214V222H213ZM222 224H224V223H222ZM232 224H230V225H232ZM91 225V224H90ZM96 225V224H95ZM102 225V224H101ZM159 225V224H158ZM207 225V224H206ZM215 225V224H214ZM228 225V224H227ZM236 225H238L237 224V222H236ZM44 226H47L48 228L46 229V228H44ZM87 226H89V224L87 225ZM98 226V225H97ZM151 226V225H150ZM212 226V225H211ZM240 227H241V225H239ZM152 227H153V225H152ZM200 227V226H199ZM205 227V226H204ZM214 227H216V226H214ZM226 227H230V226H226ZM88 228V227H87ZM89 228L91 229V227L89 226ZM93 230L92 231H95V234L97 233V230H96V226H94L93 225ZM101 228H103L102 226H101ZM119 228V227H118ZM170 228V227H169ZM216 228H218V227H216ZM236 228V227H235ZM238 228V227H237ZM115 229H117V228H115ZM180 229V228H179ZM196 229V228H195ZM210 229H211V227H210ZM213 229V228H212ZM248 229V228H247ZM16 230V231H15ZM102 230V229H101ZM101 230H100V232H101ZM157 230V229H156ZM167 230V229H166ZM178 230V229H177ZM189 230V229H188ZM214 230H215V228H214ZM214 230H213V232H214ZM216 230H218V229H216ZM225 230H227V229H225ZM224 230V231H225ZM244 230H246L245 228L243 229V232L245 233V231ZM24 231V230H23ZM150 231H152V230H150ZM159 231V230H158ZM179 231V230H178ZM181 231V230H180ZM210 231V230H209ZM208 231V232H209ZM222 231V230H221ZM220 231V232H221ZM235 231H236V229H235ZM237 231H239V230H237ZM99 232V231H98ZM173 232V231H172ZM205 232V231H204ZM213 232H210L211 234L213 233ZM240 232H241V230H240ZM239 232V233H240ZM246 232H248L247 230H246ZM216 234H217V231L215 232ZM222 233H223V231H222ZM21 234H23V232L21 233ZM98 234V233H97ZM100 234H102V233H100ZM151 234H154L153 233V231H152V233ZM157 234V233H156ZM161 234V233H160ZM168 234V233H167ZM202 234H206V233H201V235ZM210 234V235H211ZM247 233H245V235H246ZM248 234H250V233H248ZM31 235H34V236H31ZM119 236V239L122 241V242H131V245H132V247L131 248H128V247H125V248H121V249H118L115 245H113L112 243H111V241H112V238L114 237V236ZM149 235V234H148ZM159 235V234H158ZM169 235H171V234H169ZM197 235H198V233H197ZM213 235V234H212ZM229 235V234H228ZM243 235V234H242ZM244 235V236H245ZM255 235H254V237H255ZM259 235V236H258ZM94 236V237H93ZM154 236V235H153ZM209 236V235H208ZM215 236V235H214ZM213 236V237H214ZM221 236V235H220ZM238 236V235H237ZM26 237H28L27 239H26ZM32 237H34V238H32ZM145 237H146V235H145ZM151 237V236H150ZM164 237H165V234H164ZM175 237H177V235L175 236ZM190 237V236H189ZM195 237V236H194ZM200 237V236H199ZM216 237V236H215ZM226 237V236H225ZM239 237V236H238ZM237 237V238H238ZM39 238V239H38ZM155 238V237H154ZM153 238V239H154ZM170 238V237H169ZM249 238H251L250 237V235H249ZM255 238V239H256ZM264 238V237H263ZM149 239V238H148ZM151 239H152V237H151ZM219 238H218V236H217V240H218ZM246 239L247 238H245V239H243L242 241H244L245 240V243H246ZM260 239V238H259ZM27 240V241H26ZM30 240V242H32ZM150 240V239H149ZM154 240H156V239H154ZM158 240H161V239H158ZM172 240V239H171ZM174 240V239H173ZM194 240V239H193ZM212 240V239H211ZM216 240V239H215ZM256 240H258V239H256ZM261 240H263V239H261ZM25 241V242H24ZM144 241H146V239L144 238ZM151 241H153V240H151ZM202 241V240H201ZM206 241V240H205ZM225 241V240H224ZM255 241V240H254ZM259 241V240H258ZM36 243H38V245L40 246V242H38V241H35ZM46 242V243H45ZM148 242V241H147ZM159 242V241H158ZM166 242V241H165ZM218 242H220V240L218 241ZM260 242V241H259ZM35 243V244H36ZM45 243V244H44ZM151 243H153V242H151ZM151 243H150V245H151ZM156 242L154 241V244H155ZM169 243V242H168ZM173 243V242H172ZM185 243H186V241H185ZM199 243V242H198ZM231 243V242H230ZM234 243V242H233ZM242 244H243V242H241ZM244 243V245H246ZM251 243V242H250ZM257 243V242H256ZM146 244V243H145ZM149 244V243H148ZM158 244V243H157ZM178 244H179V242H178ZM215 244V243H214ZM224 244H225V242H224ZM249 244V243H248ZM258 244V243H257ZM31 245V246H30ZM230 245V244H229ZM241 245V244H240ZM250 245V244H249ZM252 245H253V243H252ZM259 245V244H258ZM30 246V247H29ZM39 246H37V248H39ZM141 247V248H138V247ZM156 246V245H155ZM206 246V245H205ZM204 246V247H205ZM213 246H215V245H213ZM220 246V245H219ZM233 246V245H232ZM246 246H248V245H246ZM245 246V247H246ZM251 246V245H250ZM250 246H249V248H250ZM259 246H261V245H259ZM147 247V246H146ZM152 247V246H151ZM212 247V246H211ZM245 247H244V249H245ZM37 248H35V249H37ZM137 248L140 250V252L138 253V251H136L137 250ZM149 248V247H148ZM147 248V249H148ZM233 248V247H232ZM236 248V247H235ZM252 248V247H251ZM250 248V249H251ZM32 249V250H33ZM150 249H152V248H150ZM210 249V248H209ZM208 249V250H209ZM213 249H214V247H213ZM45 250V251H44ZM206 250V249H205ZM214 250H217V249H214ZM221 250V249H220ZM232 250V249H231ZM230 250V247H229V251H231ZM246 250H248V249H246ZM34 251V250H33ZM43 251L44 252H46V249H43ZM43 251H41V253L43 252ZM134 251V252H133ZM136 251V252H135ZM147 251V250H146ZM150 251V250H149ZM154 251H156V250H154ZM154 251H151V253L152 252H154ZM163 251V250H162ZM213 251V250H212ZM228 251V252H229ZM233 251V250H232ZM231 251V252H232ZM236 251V250H235ZM238 251H240V250H238ZM30 252H32V253H30ZM48 252H46V253H44V255L45 254H48ZM160 252V251H159ZM208 252V251H207ZM210 252V251H209ZM214 252V251H213ZM227 252V251H226ZM230 252V253H231ZM249 252V251H248ZM135 253V254H134ZM136 253H138L137 254V256H136ZM143 253V252H142ZM140 254V255H143V254ZM144 253H146L145 254V256L143 255V256H141L142 258L143 257H146V255H147V253L148 252H144ZM150 253V254H151ZM257 253V252H256ZM36 254H37V256H36ZM153 254V253H152ZM156 254V253H155ZM209 254V253H208ZM214 254V253H213ZM216 254V253H215ZM220 254V253H219ZM245 254H247V253H245ZM43 255V256H44ZM52 255V256H53ZM139 255V256H140ZM203 255V254H202ZM230 255V254H229ZM251 255V254H250ZM249 255V256H250ZM47 256V255H46ZM45 256V257H46ZM48 256H49V254H48ZM49 256V257H50ZM53 256V257H54ZM148 256V255H147ZM155 256V255H154ZM209 256H211V255H209ZM208 256V257H209ZM248 256V255H247ZM44 257V258H45ZM157 257V256H156ZM215 257V256H214ZM213 257V258H214ZM230 257V256H229ZM259 257V256H258ZM264 257V256H263ZM263 257H261V255H260V257L259 258H261L260 260V262H262V261H264V258ZM36 258H39V259H37L36 260ZM212 258V257H211ZM215 258H217V255H216V257ZM214 258V259H215ZM48 259V258H47ZM49 259H51V257L49 258ZM48 259V260H49ZM49 260V262L50 263H52L53 264V262H56V261H58L57 259H56V261L55 260ZM138 259H140V260H138ZM143 259H145V258H143ZM154 259V258H153ZM213 259V260H214ZM228 259V258H227ZM232 259V258H231ZM146 260H147V257H146ZM148 260H150V259H148ZM253 260V259H252ZM46 261V260H45ZM51 261H53V262H51ZM135 261V262H134ZM145 261V260H144ZM155 261V260H154ZM208 261V260H207ZM206 261V262H207ZM221 261V260H220ZM242 261V260H241ZM256 261V260H255ZM254 261V262H255ZM42 262V263H41ZM46 262H48V261H46ZM49 262L48 263H45V264H49ZM147 261H145V263H146ZM150 261H148V263H149ZM152 262V261H151ZM173 262V261H172ZM210 262V261H209ZM258 262V261H257ZM43 263V264H44ZM142 263H144L143 262V260H142V262H141V264ZM153 263V262H152ZM152 263H150V264H152ZM55 264H57V263H55ZM137 264V263H136ZM161 264V263H160ZM197 264V263H196ZM230 264V263H229ZM248 264V263H247ZM252 264H255V263H252ZM257 264V263H256ZM261 264V263H260Z\"/></svg>",
    "mask_w": 264,
    "mask_h": 264
},
{
    "label": "snow or ice",
    "instance_id": "6c2138e0",
    "mask_svg": "<svg viewBox=\"0 0 264 264\" xmlns=\"http://www.w3.org/2000/svg\"><path fill=\"white\" fill-rule=\"evenodd\" d=\"M5 7L6 8H17L19 7L18 4L14 2V0H5ZM79 19V16L77 15V9L76 5L74 3V0H67V3L64 7V13L60 15L59 19L54 22L51 28V32H49V35H51L56 30L64 27L65 25H75L76 21ZM63 69H53L52 75L54 77H57L61 74ZM173 134L179 135L180 132L178 130H171ZM27 150V149H26ZM13 156H15V152L12 153ZM21 155H24V151H21ZM21 167H26V165H21ZM51 195V193H49ZM102 195V194H101ZM261 195H264L262 193ZM261 233H264V227L260 229ZM255 235V233H253ZM77 249H76V255L79 257L78 264H112L111 256L110 254L113 252V248L108 245H103L99 248H92V247H83L82 245H79V242L77 241ZM111 243L115 245L118 249L121 248H131V242H122L119 239V236H114L112 238ZM262 243H264V240H262Z\"/></svg>",
    "mask_w": 264,
    "mask_h": 264
}]
</instances>
